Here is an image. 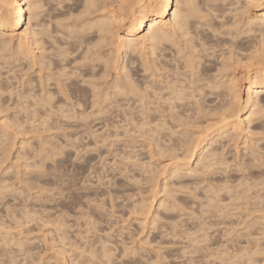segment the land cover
Wrapping results in <instances>:
<instances>
[{
	"label": "bare ground",
	"instance_id": "obj_1",
	"mask_svg": "<svg viewBox=\"0 0 264 264\" xmlns=\"http://www.w3.org/2000/svg\"><path fill=\"white\" fill-rule=\"evenodd\" d=\"M41 1L42 0H40V1L39 0H0V23H2L4 25L3 28H0V58L5 59L6 55H8L10 58L15 59L16 55L19 56L21 54V56H19V58L21 57V59L25 58V59H27V61H28V59L32 61L33 57L36 56V51H39L38 53H40V55L38 53L37 54L39 56H41V58L38 59V57H37V59H38V61L40 60L41 69H44L45 70L44 72H46V68H51L50 67L51 65H53L52 68L54 69V71H53V69H51L53 72L50 71L51 73L49 72L48 75H45V77L47 76V78H45V79L43 78L42 81L47 80V79L48 80L52 79L54 82L53 81H51V82L55 83L56 87L54 88V90L52 89L53 86L50 87L52 90H50V88H48L49 90H46L44 88L45 91L42 89L44 92L43 91L41 92V90H39L37 93L34 90H33L34 92H32V89L34 88V86L32 88V86L27 84V82H24L27 84V85L23 84L24 86H27L26 89L24 87L25 90H21V88H18V87H17L18 89L16 88V90H14L15 87L13 89H11L12 87L10 89L8 88L9 90H7V88H6L7 91L6 90H4V91H5V93L7 92V94H9V95H7V94L6 95L8 97L14 95V97H16L15 99L17 101L15 104L16 105H17V103L22 104V105L20 104L21 106L19 105L17 107L18 108L20 107L21 111H23V110L26 111L28 109V110H30V113L33 112L32 115H30V116H33V114L35 112L38 115H39L38 112H42V114L44 113V115L45 114H48V115L50 114V116L56 115V116L60 117V118L54 117L55 120L57 118L60 119V120H56V122L57 121H65L64 119H66L70 122V120L72 118L73 121L76 122V123L74 122L75 124L80 125L81 127L83 126V128H85V129H86L85 125L88 122V118L92 117V120H93V118H94L93 116L96 115L95 117L96 118L100 117L99 119L102 121L101 122L100 120H98V122H101L103 124V122H105L106 120H108V118H110V117H108L106 120L104 118L105 112L106 113L108 112L107 114L105 113L106 115L110 114L111 109H112L110 107L114 106L115 108L113 107V110H115L117 108L120 111H122V113H124V111L126 110V107L125 108L123 106L121 107V105L125 104L124 101H126L129 98V96L131 98L133 97V99L135 98L137 100V102L135 100H133V101L138 104V105H135V107H136L135 110L132 107L135 112H133V110H130V109L128 112L129 113L133 112V113H135V115H136V113H138L139 115L137 116V119L140 118L141 121H139V122H141V124L140 125L137 124L135 126L132 125V128L136 127V132H135V134H136L139 131V129L141 130V128H142L141 132H143L144 128L148 127V129H147L149 131V132L147 131L148 134L151 131H153L154 132L153 134H155V135L150 134V136H151L150 138L154 139L153 140L154 142L151 141L152 139L151 140L148 139L149 136L146 138L144 134H147V133H144V132L141 134H140V132H138L139 135L132 136L131 134L134 133L133 131L135 129L133 131L129 132L130 131V129L128 128L129 126L127 127L125 125L126 122L128 121L126 118H125L126 122H124V126H125V128L127 127L129 129V131H127V128L124 129L123 124H121L122 126L116 127L115 133H118V131L123 130L124 131L123 133L124 134L127 133V136L130 133L129 137L132 136L134 138L136 136V137H138V139H139V136L142 135V137L144 136L143 137L144 139L140 136L142 138L140 140H142L144 143H145V141L150 140L149 142H151V145L148 141L146 142V144H148V146L150 145L149 146L150 148L153 145V150L155 149L154 151H155V153H157V156H160V155L165 156L167 154V158H168V156H171L170 153L172 151V153L174 154V157H173V155H172V157L176 158V160L172 159L174 162L173 163L171 162L168 167L166 166V163L165 164L163 163L165 166L161 163L162 165H160V166H162V167L155 165V166L159 167L160 169L152 165L154 169H156V170L158 169L157 170L158 172L156 170H154V173L156 174V175L153 174L154 176L149 175L151 173H148L147 176H150V178H148V179L153 180V179H155L156 176L158 177V175L161 174L160 172H162V171L164 172L165 170H168V172H166L167 174L164 172L166 174L164 180L170 179V182L172 180H175L174 183L177 186H173L172 189H174V190H176L177 188H179V190H180L181 189L180 187H185L187 189H188V187H191V189L196 187V189H194V190H198L199 189V188L197 189V186H198L202 189V190L199 189L200 192H203V189L205 191L206 187H207L208 188L207 191L209 190L210 192L208 193L206 191V192H203V193H205L204 195H203V193L201 194L204 197L205 201H202L201 203H199L200 207L198 206L199 204L197 205L195 203V201H196L195 199L192 200L190 198L192 201L195 200L194 202L190 201L191 204L195 203L194 207L197 205L198 207H196V208H198V209L200 208L199 210H197L196 208H193V209L198 211V212L195 211L196 213H200V215H201V217H200V219H198V221L201 220L202 217H204V219H206V218L213 219V218H216V216L219 217L220 215H215V212L219 209L218 207H220V209H221V206H222L221 202L224 203L223 200H224L225 196H227V199H229V201H230V202H228V204L231 203L232 207L236 208V212H237V210H239V208L245 209L246 212L248 211L249 213H253V214H254V212L255 213L259 212V214L256 213L255 218L251 219L250 222L248 221L249 223H246L245 228H244L245 230L243 231V233L239 234L238 231H240V229L238 230V229L234 228L235 230H238V231H236V232H238V236L241 235V237H243L245 239V241L242 242L243 240L241 239V237H240V239L242 241L237 240L239 238V237L238 238L236 237L237 233H236V236L234 235L237 243H238V241H240L239 244L236 243L235 245H238V247H239L240 243H245V245H243L245 249L242 248V252L246 251V253H245L246 257H244L246 259H244V260L249 264H259V261L261 259L259 258V260H257V258H258V256L260 257V255H258L257 258L255 255H257L261 251H264V243L261 242L262 240H264V239H261L262 236L264 235V172H263L264 168L262 169L263 171L261 173H255L254 170L257 169L255 167L262 166V164L264 165V160H262V159H264V154H263L264 152L261 153L262 155L257 156L258 151L256 150L257 148L255 145H258V144H255L257 141L255 140L256 142L254 143L252 141V138H251V137L256 136L257 134H255V135L252 134V136H250V134H251L250 131L252 132V130H250L249 125L251 124L252 121L259 119L262 115H264V9H261L259 7V5L261 3H264V0H194L195 4L198 7H197V9H192L191 11H194L197 14H201L200 15V27L198 29H194L193 38H191L187 41H182V40H179L176 38V28L173 26L171 18L166 13H160L155 7V5L158 3V0H75L76 2L77 1L81 2V3L79 2L80 5L76 8V11H77L75 13L76 16L74 15L75 20H71V18H74V16H73L74 13H73V8L71 10V8H68L69 7V5H68V6H64V7H67L66 8L67 12L66 13L63 12L62 16H64L67 13L70 14L72 12L73 13L72 16H71V14L69 15L70 20L72 22L69 21V22L65 23L66 20H64V23H59V21H61L60 18H62V16H61V17L56 18L57 23H59L61 25V27L60 26L57 28L55 27V29H54V26L51 25V27H53V29H54V32L60 34V36L62 37L61 40L62 39L64 40V41L63 40L61 41L59 35L50 34L49 27H48L49 25H47V23L44 24L45 23L44 22L41 24V23H38L39 21L37 22L36 19H38V17H40L38 15H39V13H41V9H42L41 5H42L43 1L42 2ZM47 1H51V0H47ZM47 1H45V2H47ZM62 1H59L60 4ZM68 1H70V0H67L66 3ZM55 2H57V1H55ZM191 2H192V0H177L178 4H185V3H191ZM28 3H33L36 5H39V7L30 10L27 7ZM66 3H65V5H66ZM13 4L17 5L15 10H13L11 7V5H13ZM44 4H46V3H43V5ZM53 4H55V3H53ZM60 4H57V5H60ZM249 4L253 5V7L249 8L248 7ZM5 6H7V7H5ZM54 6H53V9H54L53 13L54 14H57V13H55V11H57V12H59V10L61 11V8H59L61 6H57V7L55 6L56 8H59V10H55ZM51 9H49L48 11H51ZM62 10H63V8H62ZM175 11L176 10L173 9V13H175ZM183 11H188V10L182 8L181 12H183ZM48 13L49 12H47V14H43V16L48 15ZM61 13H62V11H61ZM49 14H51V13H49ZM59 14H60V12H59ZM14 15H20L21 20L17 23H10L9 18L11 16H14ZM67 16H68V14H67ZM29 18L31 19V23H29ZM43 19H45V17ZM57 19H60V20H57ZM63 19H65V18L63 17ZM68 19H69V17H68ZM53 20H54V18H53ZM56 21L54 20V22H56ZM52 22L53 21H51V23ZM55 25H56V23H55ZM58 28H60V29H58ZM42 35L43 36L46 35V38L42 37ZM45 43H48L49 45L46 47ZM22 45H23V50H21ZM63 46H65V47H63ZM48 47H50V50L51 49L54 50L52 55H50L51 57L47 54L50 52V51L47 52ZM196 49H199V51H197ZM5 52H7V54ZM76 52H79V55ZM71 55H72V57H70ZM74 55H76V56H74ZM17 59H18V57H17ZM31 61L30 62L28 61L30 63V65L32 64ZM76 61H78V62L84 61V62L83 63L80 62L81 64L74 66V64H78V62L75 63ZM136 61H138V64L135 63ZM25 63H27L26 60H25ZM71 63L73 64V66H71ZM100 63H101V65H100ZM25 66H27V65H25ZM33 66H34V64H33ZM33 66H32V68H33ZM38 66L40 67V65H38ZM26 68H28V67H26ZM0 69L3 70V72H4L3 66H0ZM47 70H50V69H47ZM110 70H112V73L114 72L113 75H112V73H110L111 72ZM7 71H9V70H7ZM7 71H5L4 74L7 73ZM138 71L144 72L143 73L144 79L142 77V73H140ZM137 72L141 74V79H139V80H141V82L137 81V79L140 76V74H139L138 78L136 77ZM0 74H2V73H0ZM42 74H43V72H42ZM69 75L73 78V81H72L71 77H69ZM1 76L4 77L3 80H6L5 78H7V76L6 77L3 75H1ZM61 76H64L65 78L67 77L66 79H68V80L65 79L66 82H64L65 80L63 81L62 78L60 79ZM8 77H9V75H8ZM107 77L108 78L110 77V79L108 80ZM75 78H77L79 81L76 80ZM101 78L108 80V81L103 80V82L104 81L105 82L102 83ZM39 79H41V78H39ZM39 79H37V80L40 81ZM69 79H71V80H69ZM142 79L144 81H142ZM74 80H76L77 82ZM30 81H31V79L28 82H30ZM32 82H33V80H32ZM49 82H50V80H49ZM40 83H39V85L38 84H36V85L40 86L41 85ZM79 83H80V85H79ZM82 83L86 86H81ZM31 85H32V83H31ZM28 86H30V87H28ZM44 86H46V85H44ZM117 86H119L121 88V91L123 92V94L116 91ZM141 86H147V87H141ZM21 87H22V85H21ZM148 88H151L152 90L148 91L147 90ZM242 88L246 89L245 90V97L242 96ZM4 91L2 89L3 94H4ZM1 93H0V95L2 96ZM117 95L118 96L121 95L120 96L121 98L120 97L118 98ZM115 96L118 98V100L119 99L124 100V101H121L122 104H120V101H119V104L116 105L115 101L117 102L118 100ZM123 96H124V98H125V96L126 97L128 96V97L125 98L126 99L125 100L122 98ZM173 98L176 99L175 106H173L169 102L170 99H173ZM114 99H115V101H114ZM128 100L130 102L132 101L131 99H128ZM9 101H10V99H9ZM130 102L127 104L130 105ZM8 103L9 102H7V104ZM113 103H115V105H112ZM107 104H109L111 106H108ZM127 104H125V106H127ZM0 105H2V104H0ZM22 106H23V109L21 108ZM131 106H130V108H131ZM2 107H3V105L0 107V109ZM7 107H8V105H7ZM7 107H3L2 110L3 109L5 110V108H6V110L11 109V108L9 109ZM11 107H13V110H14V106H11ZM127 107H129V106H127ZM18 108L16 109L17 114L20 113V109H18ZM88 109H90V110L87 111ZM108 109L110 110V112L107 111ZM24 113H26V112H24ZM114 113H113L114 116L112 114H110V116H112V118L115 117V115L116 116L119 115V114H117L118 112H116L115 114ZM125 113H127V112H125ZM125 113H124V115L123 114L122 115L125 116L126 115ZM14 115H15V113H14ZM48 115H47V117H48ZM122 115H120V116H122ZM97 116H99V117H97ZM126 116L128 117V115H126ZM61 117L62 118L67 117L70 120L67 118H64L62 120ZM101 117L104 118L105 121H103L101 119ZM45 118L46 117H44V119ZM116 118L117 117L114 118L115 121H116ZM118 118H117V122H118ZM129 118H130V116H129ZM150 118H153L155 120V123L150 124L149 122H152L150 120ZM167 118H169V119H167ZM262 118H264V116ZM262 118H260V119L262 120ZM7 119H8V117H7ZM122 119H124V118H122ZM122 119L121 120L119 119V120L125 121ZM134 119H136V118H134L133 114H132L131 120L134 121ZM260 119L257 121V123L260 121ZM14 120L16 121L18 119L14 118ZM41 120L44 121L43 119H41ZM52 120H54V119H52ZM92 120H89V121H92ZM1 121H3V119ZM45 121L48 123L52 122L51 120H49V121L45 120ZM54 121H53V123H54ZM94 121H95V118L92 121L93 124L95 125ZM132 121H131V123H132ZM6 122L0 123V164L2 162L4 163V160H7L8 156H9L8 153H11V151L9 152V150H10L9 148H10L12 142H11L10 134L8 133L9 128H7ZM56 122H55V125H56ZM69 122H67V123H69ZM108 122L110 123L109 120H108ZM108 122L103 124L105 128H106V125H108L107 124ZM112 122H113V120H112ZM44 123L45 122H43V124ZM89 123H90V125L92 124L91 122H89ZM148 123L150 124V127L153 125L152 129H149V125L147 126ZM255 123H254V125H255ZM47 124H46V127H48L50 125V123H49V125H47ZM62 124H63V122H62ZM62 124L60 122V124L57 125L56 127H61V128H57V129L62 130V128H63ZM65 124H66V122H65ZM102 124L100 125L96 121L95 126H98V125L103 126ZM112 124L114 125V122ZM116 124L117 123H115V125ZM129 124H130V122H129ZM129 124L127 122V125H129ZM132 124H136V123H132ZM144 124H145V126H144ZM35 125H34V127H35ZM40 125L38 128H40ZM70 125H72V122ZM94 125H93V128L97 129V127H94ZM260 125L259 126L263 129L264 119L261 121ZM16 126H14V127H16ZM18 126H17V128H19L21 125L19 127ZM86 126L88 129L90 127H92V126L88 127V125H86ZM100 126H98L99 128L97 131H98L99 135L103 136V133L101 134L100 130L102 132L104 131V133H105V130L107 132V129L103 130V129H101ZM108 126H110L109 130H113V131L115 130L114 126H113V129L111 128V126H112L111 124ZM108 126H107V128H109ZM43 127H44V125H43ZM65 127L68 128V125L66 124ZM31 128H32V126H31ZM83 128L82 129L80 128L79 130H83ZM93 128H90L92 131L91 130L88 131V129L87 130L84 129L85 132L84 131H82V132H84V133L87 132L88 133L87 135L90 134V136L92 135L91 137L94 136L96 138L99 135L95 134V133H97V131L95 132V130ZM117 128H119V129H117ZM137 128H138V131H137ZM175 128H177V129H175ZM178 128H179V131H177ZM63 129H65V128H63ZM73 129H76V128H73ZM120 129H122V130H120ZM18 130H20V129H18ZM21 130H22V128H21ZM11 131H13V130L11 129ZM48 131H49V129H48ZM13 132L15 133V131H13ZM34 132H37L36 129ZM38 132H39V129H38ZM76 132H77V130H76ZM115 133L113 134L114 136H116ZM157 133L159 136L158 135L156 136ZM259 133H262V132H259ZM263 133H262V135H264ZM77 134H78V132H77ZM173 134H175L176 136H173ZM38 135H39V133H38ZM70 135H69V138H71ZM72 135L74 136V134H72ZM87 135H85V136L87 137ZM95 135H97V136H95ZM108 135L107 136L105 135V136L108 137ZM111 135H109V137ZM119 135H121V134L119 133ZM85 136L83 134V137H85ZM90 136H88V137H90ZM102 136H100L101 139L105 138L104 141L107 142V140L109 138H106V137L103 138ZM114 136H112V137H114ZM118 136H117V138L115 137L117 140H118V138L119 139L121 138L120 136L119 137ZM124 136H122L123 141L125 139ZM154 136H155V138H154ZM67 137H66V140L69 139ZM88 137H87V139H83V140L87 141ZM112 137H110V138L112 139ZM262 137H264V136H262ZM75 138H76V136H75ZM75 138L73 137V138L69 139V142H67L63 138H61V139H63L62 140V141H64L63 143L67 142L68 143L67 145H69V143L70 144H71V142L73 143V139H74L75 144H76L78 138H77V140ZM98 138H96L95 140H94V138L93 139L91 138V139L93 140V143H96L97 142L96 140H98V141L100 140ZM115 138H114V140H115ZM133 138H132V142H134L136 139L135 138L133 140ZM145 138H146V140H145ZM79 139L81 140V138H79ZM111 139H109V140H111ZM126 139L128 140L129 138H126ZM114 140H113L114 143L111 142L113 144V145L111 144V146H115ZM117 140H116V142L118 143L119 140L118 141ZM127 140H125V141L128 142ZM45 141H47V140H44V142ZM94 141H96V142H94ZM104 141L102 140L101 145H103L105 143ZM120 141H121V139H120ZM123 141L121 143H125ZM44 142H43V144H44ZM132 142H129L128 146H130L132 144ZM20 143H22L21 148L23 149L26 142H20ZM59 143H61V142H59ZM63 143H61V144L56 143V144L61 147L63 145ZM77 143L79 144V142H77ZM84 143H83V146H84ZM135 143L136 142H134V145L132 144L134 148L138 144V143L137 144H135ZM237 143L241 144L242 147L241 146H239V147H241L243 149L242 151L245 152L244 153V152L240 151V153L241 152L244 153L243 159L248 157V159H247L248 165H246L247 168L243 167V166H245V164H243V166H241V169L238 166H236L238 169L235 167V164L237 165L238 161L240 160L238 158L239 156L237 153L239 150L238 149L239 147L235 148ZM27 144H28V142H27ZM43 144H42V146L39 145L40 148L46 147L45 144L44 145ZM73 144H72V146H73ZM141 144L143 145V147H146V146H144L145 144H143V143H141ZM233 144L234 145L236 144V145L233 147ZM86 145H88V144L86 143ZM126 145H127V143H126ZM126 145H124V146H126ZM12 146H14V145L12 144ZM27 146H29V145H27ZM70 146L71 145L67 146L68 149L71 148L73 150V148H75V146H73V148ZM98 146L99 145H97V147ZM107 146H109V145L107 144ZM228 146H232L231 148H234V152L236 151L235 153L231 151V153H233L231 158H233V159L236 158L235 160L239 159L237 162L234 161L235 163L232 161L230 162L231 164L228 163V159L226 158V156H224L226 148H228ZM29 147H31V146H29ZM29 147L25 146V149L26 148L30 149ZM63 147H64V145L62 146L63 150L60 148L57 150L59 152H60V150L64 151L65 147L64 148ZM76 147H77V150L80 151V153H81L82 152L81 149L79 150L80 147L78 148V145ZM84 147H86V146H84ZM103 147L106 148V143H105V145H103ZM117 147H118V145L116 146V148ZM253 147L256 149H254ZM258 147H259L258 150L259 149L261 150V148H260L261 146H258ZM35 148H33L31 150H34ZM55 148H57L56 145H55ZM92 148L90 150L89 149L88 150L92 151ZM105 148H103V149H105ZM109 148H111V147L109 146ZM121 148L124 149L123 146H121ZM134 148L132 149L133 151L136 149V148L135 149ZM46 149H47V147H46ZM93 149H95V147ZM118 149H117V151H119ZM129 149L130 148H128V149L125 148L124 151L122 149H120V151H123L122 152V154H123L125 152V150L128 151ZM40 150L36 151V149H35V151L37 153ZM77 150L74 149V152L77 153V155H78L80 153L76 152ZM99 150H97V151L99 152ZM111 150L112 149H109L106 151H109V154H110ZM113 150H115V147ZM181 150H182V154H181L182 156H181V158L179 156L177 158L176 155H180L179 152H181ZM227 150H230V149H227ZM262 150H264V149H262ZM120 151L118 152V154L120 153ZM133 151H130V152L134 153ZM154 151H153V153H154ZM164 151H167V152H164ZM168 151H170V152H168ZM176 151H179V152H177L179 154H176ZM255 151H256V154H255ZM36 152L35 153L32 152V153L34 155L35 154L37 155ZM59 152H57V154H59L60 156L59 155H57V156L61 157L62 154H60ZM94 152L96 153V151H94ZM112 152L113 151H111V154H112ZM150 152H148L147 153L148 155L145 157L149 156V158H150V155H149ZM260 152H262V151H260ZM48 153H50V152H48ZM61 153H64V152H61ZM65 153L63 154L64 156H65ZM115 153H117V152H115ZM136 153H138V152H136ZM231 153L230 154L227 153V154L231 155ZM17 154H19V153H17ZM122 154L118 155L120 159L116 158V159H119L118 161H121V159L123 158ZM241 154H239V155H241ZM258 154H260V153H258ZM20 155H21V153H20ZM113 155L115 157H117V154H113ZM129 155H130V157H133L136 154L134 153V155L132 156L130 153ZM129 155L126 156V154H125L126 157H129ZM64 156H62V158ZM85 156H87V155H85ZM107 156H108V154H107ZM136 156H134L135 159L131 158L132 161L133 160L137 161ZM140 156H142V154ZM157 156H155V158ZM161 156L159 158H161ZM245 156H247V157H245ZM67 158L68 157H65V159H67ZM87 158H88V156H87ZM97 158H99V157H97ZM107 158H105V159L107 160ZM110 158H112V157H109V159ZM138 158H140V157H138ZM163 158H165V157H162V159ZM20 159H21V157H20ZM76 159L78 160L77 157H76ZM79 159H80L79 160V162H80L81 158H79ZM105 159L102 156L101 160L100 159H98V160L103 161ZM62 160H64V159H62ZM123 160H124V158H123ZM129 160H130V158H126V161L124 160L123 162H125L127 164V162L128 163L130 162ZM151 160H152V157L149 160V162H148V160H145V162L147 161V163L144 165L146 166L145 168L147 170H149L150 168L153 169L151 167V164H150ZM254 160H256L257 163H258V161H260L259 164L255 165L256 162H254ZM14 161H17V160L15 159ZM71 161H72V159H71ZM73 161L75 162V159ZM114 161L109 160L110 166H113L112 168H115L114 170L116 171L117 169H120L121 166L117 167V165H116V167H115V164H117V160H116V163ZM136 161H135V163H137V162L139 163V159L137 162ZM140 161L142 162V160H140ZM81 162L83 163V161H81ZM105 162L107 163L108 160ZM111 162H114L115 164L113 165V164H111ZM141 162L139 163V165L144 166L143 163H145V162H143V163H141ZM156 162H157V160H156ZM239 162H243V161H239ZM98 163H99V161H98ZM100 163H102V162H100ZM121 163H120V165H121ZM232 163L234 164V167L232 166ZM57 164H59V163H57ZM222 164L224 166H228V168H229V165H231L232 168H231L230 173H232L233 168L234 169L236 168L237 172L239 170V173H240V170L241 171L242 170H244V171L248 170V172H246V174L241 172V174H243V175H240V177H239V175H238L239 173L237 174L235 171V174H237L238 178H240V179L236 180V183L230 184L227 182H230L233 179H229L230 173L229 174L227 173L228 168L227 167H226L227 169L222 168L223 169L222 171L224 172V175H222V176H225L226 174H227V176L224 179L222 178V180H224V181L221 180V182H223V184H229V185L223 186V184L220 182L222 185L221 186L219 183H217V184L214 183L217 178H215L214 175H212V174H215V172L216 173L218 172L219 176L221 177L220 174L222 173V171H220L219 166ZM90 165H92V164H90ZM125 165H124L122 170H124V172H125V169H126L127 172L125 174H121V175H123V177L125 175L126 179H127V174H130L129 171L132 170V168L134 170L136 168L137 169L139 168V170H142V173H144L145 171L148 172L147 170H145L144 167H142L143 169L142 168L140 169L141 166L139 167L138 164H137L138 167H136V164H135V168L133 167L134 163L132 165L130 164L132 167V168L130 167L131 169L128 168V165H126V166ZM102 166L104 167L103 168L104 171L101 172L100 168H102ZM102 166H100L99 172L100 173L104 172V174H106V172L108 170L106 171L105 168H107V167L105 165H102ZM108 166H109V163H108ZM262 167H264V166H262ZM95 168H96V166H95ZM109 169L111 170V168H109ZM234 169H233V171H234ZM17 170H14V171L9 170V171L14 172L16 174ZM60 170L61 169H57V171H60ZM88 170H89V168H88ZM90 170H89V172H90ZM92 170L94 171V168ZM150 170H149V172H150ZM224 170H226V171H224ZM109 171H108V173H109ZM115 171H113V172L115 173ZM257 171H258V169H257ZM113 172H111L109 174H114ZM116 172L118 174V171H116ZM122 172L123 171H121L120 173H122ZM8 173H10V172H7V174ZM14 173H10V174H14ZM57 173H59V172H57ZM71 173H73V172L71 171ZM71 173L69 175H71ZM93 174H94V172L92 173V175L89 174L88 177L91 176V179L90 178L89 179L92 181V183H93V180H94V182H97L99 180V182H97V185L100 183V181H102V179H103V181H105L104 180L105 177H106V180L108 178L106 175H104L105 177L100 175L101 176V180H100V176L98 179V177H96V175H95L94 177H96L97 179L96 178L93 179L92 178ZM140 174H141V171L139 172V175ZM165 174H163V175H165ZM210 174L212 175L211 178L209 177ZM121 175L119 174L118 177H120ZM133 175L134 174L132 172L131 176H133ZM145 175H146V173H144V177H145ZM55 176H57V175L55 174ZM142 176H143V174L141 175V177ZM59 177H61V173H59V176H57L56 179H59ZM110 177L108 179L109 180L108 183L110 182ZM137 177L140 180V177L139 176H137ZM144 177H142L143 178L142 180H144V179L146 180V177L145 178ZM159 177L161 178V176H159ZM8 178L10 181L11 177L9 176ZM112 178H113V180H115L116 177H112ZM120 178H118L117 180H119ZM133 178L136 179L135 181H139V180H137L138 178H135V177H133ZM56 179H54V180L57 181ZM60 179H62V178H60ZM75 179H77V178L75 177ZM83 179H84V177H83ZM86 179H87V177H86ZM157 179H159V178H157ZM157 179L154 182L151 181V183L153 184V188H154V186L156 187V185H157V184H155V183H157ZM67 180H69V179L67 178ZM95 180H97V181H95ZM117 180H115V181H117ZM129 180L131 181L130 178H129ZM2 181L4 182V184H3V187L0 186L1 191H3V188H5V189L9 188L11 190L15 188V187L12 188V185L10 186V184H12V183H8L9 181H7L6 178H4ZM64 181L65 182H61V180H60L62 185H63V183L67 182L66 180H64ZM87 181H86V188H87ZM91 181H89V183ZM127 181H128V179H127ZM130 181H128V183ZM218 181H220V180H218ZM72 182H71V185H73ZM83 182H84V180L81 181V184ZM105 182L103 184H105ZM131 182H133V181H131ZM142 182H145V181H142ZM142 182H141V184H142ZM165 182H168V181L166 180ZM165 182H162L163 183L162 189L166 193H163L164 194L163 198L159 199L156 204L158 205L157 208H161L160 210L166 209V211L168 212L167 209L168 208H169V210L172 209L170 207L173 206L174 203L172 205V203L167 202L166 197L172 198L173 195L177 192L174 193L172 191L174 194H172V196H171V194H170V196H168L169 193H171V191H169V189L172 190L170 188L171 186L168 187V185L171 183L167 184V186H166ZM55 183H57V182H55ZM108 183L105 185L109 186ZM231 183H233V182H231ZM67 184H68V182H67ZM101 184H102V182H101ZM138 184H140V181ZM148 184H150V182ZM82 185L84 186L85 184H82ZM97 185H93V187L97 186ZM172 185H173V182H172ZM178 185H180V187ZM59 186H57V187H59ZM103 186L104 185H102V187ZM107 186H105V187H107ZM149 186H151V185H149ZM149 186H147V187L149 188ZM63 187L66 188L65 185ZM91 187H92V185H91ZM105 187H103L104 188L103 190H105ZM129 187L130 186H127V188H129ZM167 187H168V189H167ZM75 188H77V187H75ZM122 188H123V186H122ZM137 188H138V186H137ZM150 188H152V187H150ZM59 189H61V188H59ZM89 189H90V187H89ZM97 189H99V188H97ZM109 189H108V191L110 192ZM187 189H186V192H188ZM68 190H66V191L62 190V191L67 192ZM72 190H74V189H72ZM79 190L82 191V188L81 189L79 188ZM86 190H88V189H86ZM95 190H96V188H95ZM117 190H118V188H117ZM182 190L183 189H181V191ZM88 191H91V190H88ZM99 191L101 192V190H99ZM12 192H13V190H12ZM12 192L9 193V194H11V196L7 195L11 201H13V198L16 199V197L18 196L17 193L20 194V192H18L16 190V194L14 196L13 194L15 192H13V193ZM59 192H60V190H59ZM75 192H76V189H75ZM85 192H87V191H84V193ZM97 192L95 191L94 193H97ZM139 192H141V191L139 190ZM150 192H151V189H150ZM193 192L190 191V193H185L186 195H184V192H183V195H184V197L185 196H191ZM105 193H106V191H105ZM196 193L198 194V192H196ZM66 194L70 195L69 193H66ZM82 194H83V191H82ZM97 194H99V192ZM101 194H102V192H101ZM179 194L180 193L178 191V195ZM189 194H191V195H189ZM0 195L2 196V194H0ZM85 195L88 196V194H85ZM100 195H98L99 198L97 197V195H96V197L98 198V200L101 199V201H103V198H105V197L104 196L100 197ZM103 195H104V193H103ZM109 195L111 196L112 193ZM109 195H107V196H109ZM201 195H199V197H201ZM1 196H0L1 201L7 197L5 195H3L2 197ZM37 196H39V195H37ZM37 196H36V198H37ZM61 196H63V194ZM105 196H106V194H105ZM40 197L41 196H39V198H37V199H40ZM67 197H69V196H66V198ZM154 197L155 196H152L151 198H147V197L142 196L141 198L139 197L140 200L136 199V203L134 202L135 204H132L134 206L136 205L135 208H137V206H139V208H137V210H135V209L133 210L135 212L137 211V213L140 211L139 213H141V216L139 214H137L138 216L141 217L138 220V223H140V222L142 223L145 220H149V219L155 220V217H157L156 214H160L158 212H156V213L154 212L155 214L153 213L152 208H153V202L155 200ZM90 199H91V201L94 200L95 206L99 202L97 206H99L101 204V205H103L102 208L104 207V205H105L104 203L106 202V201L103 202V204L100 203V201H98V200H97V202H95V197L93 200H92V197ZM127 199H128V197H127ZM187 199L189 200V198H187ZM187 199H186V201H187ZM200 199H202V197L199 198L198 202L201 201ZM227 199H226V201H227ZM66 200L68 202L69 198H67ZM85 200H86V198L84 196L83 201L84 202L88 201V199H87V201H85ZM137 200H139L140 204ZM7 201L10 202L9 200H4L5 206H6V204L8 205ZM185 202H183V203H185ZM88 203H89V205H91L90 201H88ZM88 203H87V205L85 203V205L88 206ZM91 203H93V202H91ZM166 203H168V204H166ZM179 203H180V200H179ZM187 203L188 202H186V207L188 205ZM225 203H227V202H225ZM0 204L2 205L3 203L0 202ZM40 204H41V209H44V208H42L43 207L42 203H39V205ZM62 204H64V203H62ZM80 204H83V203H80ZM191 204H190V207H188V208H191L190 210H193L192 209L193 204H192V207H191ZM39 205L36 207L37 208L40 207ZM43 205H44V203H43ZM56 205H59V204H56ZM56 205H54L53 209L49 207L50 209L53 210V212L51 214H54L55 212H60V211L54 212V210H55L54 208ZM72 205H74V204H72ZM78 205H79V202H78ZM92 205H91V207H92ZM181 205H179V206H181ZM225 205L226 204H224V208H226V206L227 207L230 206V205L229 206L228 205L225 206ZM75 206H72V207L74 208ZM80 206H82V205H80ZM134 206H133V208H134ZM36 207L33 208V209H35V211L34 210L31 211V208H28V209H30L29 210L30 212L34 211L31 218H29L31 213L29 211H28L29 213H27L26 208H25V210L22 209V212L27 213V216L29 215V217L28 218L22 217L24 215L26 216V214H23L20 211L19 214L21 213L23 215L20 216L21 215L20 214L19 215L20 217H19L18 215L15 214V217L17 216L19 218L17 220L12 219L13 222H11V223H13V225H14V224H16V223H14V221L17 222L19 220L18 221L19 225L16 224L17 227L18 226L26 227L27 225H30L31 222H33L34 219L32 217L34 215H36V217L34 216L36 218V222H39V221H37V220H39V218H37V217H39V215L41 213H43L44 211L41 210L40 208H38L41 213H39V212L37 213ZM76 207L74 208V210L75 209H76V211L79 210V211H77L78 215H79V212H81V210L83 212L84 209H85V212H84L85 216L88 215V214H86V211L89 210V207L88 208L86 207L87 209L84 207H82V208L80 207L81 210L76 208ZM99 207H101V206H99ZM181 207H185V206H181ZM49 208H46V209H49ZM57 208H59V206H57ZM102 208L101 209L99 208L100 211L103 210ZM131 208H132V206H131ZM229 208H227L225 210L222 208L225 212L221 211L219 209L220 213L222 214V212H224V213L230 215V213L226 212V210H229ZM4 209L7 210L8 206L6 208L4 207L3 209H1L3 212L5 211L4 212L5 214H7L6 213L7 211ZM63 209H62V212L66 213L67 210L64 209L66 211L65 212V211H63ZM91 209H93V207ZM95 209L98 210V208H94V210H93L94 212L92 211L93 213H95V211H97ZM182 209L183 208H181V210ZM71 210H72V208H71ZM156 210L158 211L159 209H156ZM172 210L175 211L174 208ZM231 210L232 209H230L229 211H231ZM234 210H232V211L234 212ZM8 211H9V209H8ZM218 211L216 212V214L218 213ZM245 211L243 210V212H245ZM1 212H0V214H1ZM35 212L38 214V216ZM82 212H81L80 216H78V217H82V218L85 217L84 215H82ZM101 212H100V216L103 214V213L101 214ZM181 212L178 213V210H177V212H174L175 217H177L176 213H177V215L178 214L181 215ZM195 212H193V213L195 214ZM70 213H72V212H70ZM70 213H66L68 215L63 214V216H61L59 213H55V214H57V216H61L60 218L57 217L55 214L52 215V217L50 218L49 217L50 214L47 213L48 217H46V218H49L48 220L45 218L46 215L42 216V214H41L40 219L42 217H44L45 221H44V223H43V221H41L39 223V224H43L42 226H44L45 223L46 224L49 223L50 228H51V225L53 226L51 228L52 229L51 231H54L55 235L54 234L53 235L55 237L54 238L52 237V239H53L52 241L53 242L56 241L55 243L58 244L59 247L54 246L53 243H52L51 247L54 246L53 248L60 249L61 250L60 251L61 255L59 254L60 256H62L63 252H64V254H65V252L66 253L70 252L72 256L68 253V255L71 257H68V259L66 260L69 262V264L74 259H80V257H81V253L77 252L75 250V247H74V245H81L82 244L81 240L75 241V239H77L78 236H79L78 239H80V237L83 236V237H81V239H83V242L88 243L89 247L87 250L89 252H91L95 248L96 245H99L100 248L96 249V251L99 253V255H103L102 248L105 244H107L109 249L114 253H115L114 248L118 247V249H116V252H118L117 250H119V246H116V245H118V244L120 245L122 241H123V243H122L123 245L128 244L127 242L125 244L124 239L123 240L121 239V236L123 235V233L120 236L115 234V236L118 237V240H122L119 243L117 240V242L112 241V243H113L112 244L111 243L112 239L110 240V238H109L110 243L113 245V247L115 246L114 248L108 242V239H107L108 237H110L109 235L112 236V234H109V235L105 234L103 237L101 236L102 231L101 230L99 231L97 229H98V227H102L101 223H100L102 216L100 217L101 218L100 221L98 219H95L96 218L95 214L97 212L94 214V216L92 215L93 213L89 214L90 216H86L85 221L83 222L85 224V227L83 224L84 229H82V230L78 229L79 227L81 228V224L77 221L78 219L82 220V218L76 219L77 223L80 224L79 227L77 225V227H78L77 230H74V226L76 227L75 223L73 224V227H72L73 229L69 225L71 222L73 223V221L75 219H73V221H71L72 220L71 219V220H69L70 223L69 222L67 223L68 220L66 218L69 216ZM170 213H171V211H170ZM238 213L236 214L237 215L236 217L239 216L238 221H237V218L232 217V220L236 219V222H237V224H235L236 225L235 227H238L241 224L240 222L242 220H244V222H245L244 217L247 218V216L252 215V214L248 215V213H247V216L244 215L243 216L244 219H242V217H240L242 214L239 215ZM5 214H4V216L5 217L7 216V218H8L9 215H5ZM12 214H14V213H12ZM44 214H46V213H44ZM77 214H75V216ZM231 214H232V212H231ZM91 215H92V219H90ZM180 215L177 218H179ZM189 215H191V214H189ZM189 215L186 216V214H185V216L188 217L187 219L193 218V219L197 220V218H198V214L196 215L197 218L195 216L193 217V215H192V217H189ZM0 216L3 219V217H2L3 215H0ZM54 216H56V217H54ZM166 216H168V214ZM231 216H229V217L231 218ZM234 216H235V214H234ZM93 217H94V219H93ZM173 217H174V215L172 217H170V215H169V218L164 217L168 221L171 220L169 222L165 221V223H167V225L165 224L164 226H166L167 230H164V232L161 229L159 230L160 227L158 228V226H160V225L155 224V225H157V228H158L155 231L159 230L157 234H159V232H160V234H159L160 240H159V242H157V244L161 245V244L169 243V244H166V246L169 245V247H170V245H174V244H175V247L178 244L181 245L180 248L175 253L172 250V248L173 249H176V248H174L172 246H171V249H169L167 247L169 250L163 249L164 251H162V249L158 250L156 248L158 252L162 251L161 255H163L166 258V260L172 258V257L169 258V256H171V255L173 256L172 253L176 254L173 256L174 258H172L173 261L171 260V262H169L170 260H168L165 263H167V262H169L168 264H177V263H179V264H208L210 262L212 264H213V262H214V264H242L243 263V262L242 263L240 262V260H242V258L244 256V253L242 254V256H240V251H241L240 247L241 246L239 247L240 250L234 251V248H232V251H231L230 250L231 248H229V246L230 245L232 246V244H234V243H231V241H230V243H231L230 245L226 244L224 241H223L224 244H220V240H222V239L218 240L219 243L217 245H215V243L214 244L210 243V242L207 243V240L209 241V239H210V238H208V236H209L208 230L210 227L209 225L216 223L218 220H219L218 221V223H219L222 220V217H225V214H222V216L219 217L220 219H218V220L216 219L217 221L214 223L209 222V220L207 222L202 218L203 219L202 222L200 221L193 226L191 224H194L195 220L192 219L190 221L191 224H188L187 222L189 220L187 221V219H185L187 222L185 221V223H184V221H183L184 218L181 215L180 218L181 219L183 218V219L182 220L180 219V220L183 221V224L191 225V228H189L190 226L187 228L186 227L187 225H186L185 226L186 228H183V229H182V226L180 225V220H178L179 222H177V219L175 218L176 221L174 222L171 219ZM12 218H13V216H12ZM21 218H24V219H21ZM44 218H42V220ZM226 218H228L227 215H226ZM230 218H229V220H230ZM239 218H241V221L239 220ZM2 219L0 220L2 223V224L0 223V231L2 229L4 231L5 228L12 231V227L13 228L16 227V226H13L11 224L12 227L10 228V226H8L10 224L7 223L8 221H2ZM27 220H29L30 223ZM94 220L95 221L98 220L100 226L99 225L97 226L98 222L95 223ZM158 220L161 221V214H160V219H158ZM229 220L227 219V221H229ZM247 220L248 219H246V221ZM193 221H194V223H193ZM234 221H232L233 223L230 221L232 226L234 224ZM3 222L7 225H4ZM156 222H158V221L156 220ZM24 223H27V224H24ZM148 223L149 222H147V224L145 223V225H148ZM225 223L223 220L222 224H225ZM32 224H34V222ZM219 224H220L219 230H221V227H223V225L221 223H219ZM231 224H229V225L231 226ZM1 225H4V227L2 226L3 227L2 228ZM24 225H26V226H24ZM141 225H143V223ZM215 225H216V227H215V229H216L218 225L217 224H215ZM215 225H212L213 227L211 230L214 229ZM229 225H227V226H229ZM162 226H161V228H162ZM219 226H218V228H219ZM225 226H226V224H225ZM225 226H224V228H222L221 232H224L223 229H226ZM240 226H242V224ZM17 227L15 228L16 230L19 228L20 229L22 228V227H18V228ZM31 227L32 226H30V228ZM143 227H144V225H143ZM243 227H244V225H243ZM30 228H28V229L24 228V230L27 231ZM122 228L123 227H121L120 229H122ZM15 229H13V231ZM22 229H21V231H23ZM164 229H165V227H164ZM230 229L226 233L227 236H231L235 233L234 231H232L233 227ZM8 230L4 231V233H6V235H4V233L2 231L3 234L1 233V235L2 236L4 235V237L0 236V241H2L4 239V242L0 243V264H10V263L12 264V261L16 262L17 256H21V259L18 257L20 260H17L19 262L16 264H20L22 262H23L22 264H32L33 261L35 260V258L38 257V255H39V257L40 256L42 257L44 250H42V253H41V251H39V253L41 255L38 254L37 253L38 251L36 252L35 249L33 251V248H35V245L33 242L36 241V240H34V238L29 239L28 235L27 234L25 235L24 231L23 232L19 231V232H21V235L23 233L27 238H24V237L22 238L21 236L17 237L18 234L16 235L15 233H12L13 231L10 232ZM16 230H15V232H16ZM94 230L99 231L100 235L98 232L95 233V236L98 233L97 237H95L92 234L95 238L92 237V235L91 236L87 235L89 233H92V231H94ZM219 230L217 229L214 231L217 232ZM227 230H228V227H227ZM126 231H128V230H126ZM161 231H162V233H161ZM165 231H167V233ZM19 232L17 231L16 233H19ZM80 232H86L87 234L83 233V235H82ZM221 232L219 233V236L221 234L222 237L224 236L223 240H225L226 239L225 237H227V236L225 233H223L224 235H222ZM225 232H226V230H225ZM228 232L229 233L234 232V233H232L230 235V234H228ZM75 233H76L77 238L75 235H72ZM211 233H213V232L211 231ZM85 234L87 236L84 237ZM127 234L130 235L131 233L127 232ZM136 234H138V233H136ZM19 235H20V233H19ZM71 236H75V239ZM254 236H258V237H254ZM104 237H106V238L103 239ZM165 237L166 238L168 237L169 240H167V241L163 240V239H165ZM210 237H213L212 234ZM129 238H131V237H129ZM216 238H219V237H216ZM131 239H133V238H131ZM142 239L143 238H141V240ZM144 239H145V237H144ZM231 239L233 240V236L231 237ZM61 240L65 241L66 243L61 244L60 243ZM148 240L145 239V241H142V242L148 243L147 245H149V243L155 242V241L150 242ZM135 241H134V243H135ZM139 241L140 240H138V242ZM157 241H158V239H157ZM227 241L229 242V238ZM114 242L117 244H115ZM142 242H139L137 244V246L141 247L142 245L146 244V243L143 244ZM160 242H162V243H160ZM215 242H216V240H215ZM223 242L221 241V243H223ZM131 243H133V242H131ZM170 243H172V244H170ZM35 244H37V243H35ZM33 245H34V247H33ZM122 247H124V246H122ZM132 247L134 250L132 249ZM132 247H131V249H132L131 252H133L135 254L131 255L130 257L127 258L132 262V264H136V262H138V264H143L144 261L145 262L150 261V263L152 262L151 260L153 258L149 259V260L147 258H145L147 260L144 259V261H142L143 258L147 256V255L146 256L144 255V257H143L142 256L143 253L139 254V256H137V253H138L137 251L143 252V250H141L142 247H141V249L138 248V250H135L136 246L135 247L132 246ZM159 247L162 248V247H164V245L159 246ZM232 247H235V246H232ZM247 247H248V251H247ZM143 248H145V247L143 246ZM177 248H178V246H177ZM235 249H237V247ZM55 251H57V250H55ZM56 253H59V251H57ZM118 253H120V252H118ZM121 253H123V250H121ZM121 253L119 256L124 255ZM144 253H145V251H144ZM60 256L55 255L53 261H57V260L65 261V260H63L64 259L63 257L65 255H63V257H60ZM159 256H160V253L156 254V256H155L158 261H159V259H158ZM41 257L39 259L37 258L38 261H41V259H42ZM59 257L63 258V259L61 260ZM116 257L121 262V258L119 257L120 258L119 259L118 256L115 255L114 258L116 259ZM90 258L91 257L89 255H84V257H83V259L85 261L89 260ZM175 258H178L180 260H178V259L176 260ZM261 258L263 260V261L262 260L261 261L264 262V256ZM37 259L34 262L35 264H36ZM65 259H66V257H65ZM118 260H116V261L118 262ZM155 260L156 259H153V262ZM160 260H161V257H160ZM20 261H22V262H20ZM43 261H47V260L44 259ZM48 261H49V259H48ZM248 261H250V262H248ZM15 262L13 264H15ZM162 262L160 261V264ZM246 262L243 264H246ZM262 262H260V264H262ZM165 263H163V264H165ZM37 264H38V262H37ZM117 264H119V263H117ZM144 264H147V263H144Z\"/></svg>",
	"mask_w": 264,
	"mask_h": 264
},
{
	"label": "rangeland",
	"instance_id": "obj_2",
	"mask_svg": "<svg viewBox=\"0 0 264 264\" xmlns=\"http://www.w3.org/2000/svg\"><path fill=\"white\" fill-rule=\"evenodd\" d=\"M39 1H40V0H39ZM42 1H43V2H42ZM42 1H41V2H42V5H41V6H42L41 13H39V15H38V16H40V17L37 16L38 19H36V20H37V22L39 21L38 23H41V24L45 22L44 24L47 23V25H50V26L52 25V26H54V29H55V27H56V28L59 27V26L61 27V25H60L59 23H64V20H66L65 23H67V22H69V21H71V20H75V16H76L75 13L77 12V11H76V8L80 5V4H79L80 1H79V2L77 1V2H76L75 0H70V1H68L67 3H66L67 0H65V1H64V0H63V1H62V0H54V1H53V0H51V1L42 0ZM45 1H47L48 3L45 2ZM55 1H57V2H55ZM59 1H62L61 4H60ZM50 2H51V3H50ZM71 2H72V3H71ZM73 2H74V3H73ZM75 2H76V3H75ZM43 3H46V4L43 5ZM53 3H55V4H53ZM63 3H64V4H63ZM65 3H66V5H65ZM69 3H70V4H69ZM80 3H81V2H80ZM40 4H41V3H40ZM47 4H48V5H47ZM52 4H53V5H52ZM57 4H60V5H57ZM54 5H55V6H56V5H57V6H61V7H59V8H61L62 13H61V11L59 10V8H56L57 6L55 7ZM68 5H69L68 8H71V10H72V8H73V13H74V14L71 12V13H70L71 16H72V14H73V16L75 15L74 18H71V20H70V16H69L70 14H69V13H67L68 16H67V14H65L66 16H65V15L62 16V15H63V12H64V13L67 12V9H66L67 7H64V6H68ZM43 6H44V7H43ZM50 6H51V7H50ZM53 6H54L55 10H59V12H60L61 15H60L59 12H57V11H55V13H57V14H54V13H53V11H54ZM62 6H63V7H62ZM47 8H48V9H47ZM51 8H52L53 10H52ZM62 8H63V10H62ZM49 9H51V11H48ZM64 10H65V11H64ZM45 11H46V12H45ZM47 12H49V13H51V14L48 13V15H44V16H43V14H47ZM58 14H59V15H58ZM55 15H56V16H55ZM52 16H53V17H52ZM54 16H55V17H54ZM61 16H62V18H60L61 21H59V23H57L56 18H57V17H61ZM42 17H43V18L45 17V19H43ZM63 17H64L65 19H63ZM66 17H67V18H66ZM68 17H69V19H68ZM47 18H48V19H47ZM51 18H52V19H51ZM53 18H54V20H55L56 22H54ZM39 19H40V20H39ZM60 19H57V20H60ZM62 19H63V20H62ZM47 21H48L49 23H48ZM51 21H53V22L51 23ZM62 21H63V22H62ZM71 22H72V21H71ZM53 23H54V24H53ZM55 23H56L57 26L55 25ZM51 28L53 29V27H50V28H49L50 34H52V35H53V34H56V35H59V36H60V34L55 33V32H54V29L52 30ZM50 29H51V30H50ZM58 29H60V28H58ZM40 36H41V35H40ZM42 37H45V38H46V35H45V36L42 35ZM58 38H59V37H58ZM61 38H62V37L60 36V40H61ZM62 40H63V39H62ZM62 40H61V41H62ZM63 41H64V40H63ZM48 45H49L48 43H45V46H46V47H47ZM63 47H65V46H63ZM49 51H50V52H49ZM38 52H39V51H36V56L33 57V60H32V61L28 59L29 62L31 61V63H32L31 65H30V63L27 61V59L24 58V59L26 60V62H27V63H25V60H24L23 58H22V59H21V57L19 58V56H21V54H20L19 56L16 55V56H15V59L10 58L8 55H6L5 59H4V58H0V66H3L4 72L7 71V70H9V71H7V73L4 74L3 70H1L2 68L0 69V70H1L0 73H2V74H0V77L2 78V79L0 78V79H1V80H0V86H1V87H0V88H1L0 91H1V92H2V89H3V91L6 90V88H7V90H9L11 87H12L11 89H13V88L15 87L14 90H16L17 87H18V88H21V90H25V89L27 88V86H24V85H27V84L30 85V86H32V88H33V86H34V88L32 89V92L36 91V92L38 93L39 90H41V92H42L43 90L45 91V89H46V90H49L48 88H50V87H52V86H53L52 89L54 90V88H55L56 86H55V83H53L54 81H53L52 79H49L50 82H49L48 79H47L48 81H47V80L42 81L43 78H44V79L47 78V76L45 77V75H48L49 72L52 71L51 69H53V68H52L53 65L50 66L51 68H46V72H44L45 70H44V69H41L40 60L38 61V59L41 58V56H39L40 53H38ZM47 52H49V53H47V54L50 56V55H52V53L54 52V50H52V49L50 50V47H48ZM5 53L7 54V52H5ZM37 53H38L39 55H38ZM76 53L79 55V52H76ZM74 54H75V53H74ZM77 54H76V55H77ZM113 54H114V53H113ZM113 54H112V55H113ZM76 55H74V56H76ZM7 56H8L9 58H8ZM17 57H18V59H17ZM37 57H38V59H37ZM50 57H51V56H50ZM70 57H72V55H71ZM70 57H69V58H70ZM36 59H37V60H36ZM70 59H71V58H70ZM35 60H36V61H35ZM77 60H78V59H77ZM37 61H38V62H37ZM77 62H78V61H76L75 63H77ZM80 62L83 63L84 61H80ZM80 62H78V64H74L73 62H72V63L74 64V66H75V65L77 66V65L81 64ZM36 63H37V64H36ZM72 63H71V66H73ZM135 63L138 64V61H136ZM33 64H34V66H33ZM25 65H27V66H25ZM38 65H40V67H39ZM100 65H101V63H100ZM32 66H33V68H32ZM69 66H70V65H69ZM71 66H70V67H71ZM26 67H28V68H26ZM29 67H30V68H29ZM22 68H23V69H22ZM47 69H50V70H47ZM42 70H43V71H42ZM53 71H54V69H53ZM53 71H52V72H53ZM110 71H111V72H110ZM110 71H109V72L112 73V70H110ZM42 72H43V74H42ZM138 72H140V71H138ZM138 72H137L136 77L138 78L139 74L142 73V77H143V79H144V76H143V75H144V74H143L144 72H143V71H141L140 73H138ZM44 73H45V74H44ZM50 73H51V72H50ZM113 73H114V72H113ZM113 73H112V75H113ZM6 74H7V75H6ZM39 74H40V75H39ZM1 75L5 76V77L7 76V78H5L6 80H3L4 77H2ZM8 75H9L10 78L8 77ZM38 76H39V77H38ZM63 77H64V76H61L60 79L62 78V80L64 81L67 77H66V78H65V77L63 78ZM69 77H71V76L69 75ZM39 78H41V79H39ZM107 78H108V77H107ZM137 78H136V79H137ZM7 79H8V80H7ZM30 79H31V81L28 82ZM37 79H39L40 81H38ZM71 79H72V81H73V78H72V77H71ZM71 79H69V80H71ZM75 79L78 80L77 78H75ZM109 79H110V77L108 78V80H109ZM139 79H141V74H140L139 78L137 79V81H140V82H141V80H139ZM143 79H142V81H144ZM32 80H33L34 83L32 82ZM66 80H68V79H66ZM66 80H65L64 82H66ZM76 80H74V81H76ZM101 80H102V81H101L102 83H104L105 81H108V80H105V79H102V78H101ZM103 80H105V81L103 82ZM37 81H38L39 83L41 82V83H40V84H41L40 86H38L39 83H38ZM46 81H47V82H46ZM51 81H53V82H51ZM78 81H79V80H78ZM24 82H27V84L24 83ZM45 82H46V83H45ZM76 82H77V81H76ZM29 83H30V84H29ZM31 83H32V85H31ZM44 83H45V84H44ZM23 84H24V85H23ZM36 84H38V85H36ZM21 85H22V87H21ZM44 85H46V86H44ZM79 85H80V83H79ZM30 86H28V87H30ZM35 86H36V87H35ZM81 86H86V85H84V84L82 83ZM24 87H25V89H24ZM37 87H38V88H37ZM40 87H41V88H40ZM42 87H43V88H42ZM8 88H9V89H8ZM18 88H17V89H18ZM44 88H45V89H44ZM42 89H43V90H42ZM52 89L50 88V90H52ZM7 90H6V91H7ZM33 90H34V91H33ZM245 90H246L245 88H242V96H243V97H245ZM44 91H43V92H44ZM1 92H0V93H1ZM1 94H2V96L0 95V97H1V98H0V104H2L3 107H7V105H8L7 108H9V109L11 108V109H10V110H8V109L6 110V108H5V110H4V109L2 110L3 107L0 109V110H1V111H0V113H1V114H0V118H1L0 121H1L2 119H3V122H6V121H7V122H6V123H7L6 126H7V128H9V129H8V133L10 134L11 142H12V144H13L14 146H12V144H11V146H10V148H9V149H10L9 152L11 151V153H8L9 156H8L7 160H4V163L2 162V163L0 164V165H2V166H0V186L3 187L4 182H3L2 180H3L4 178H6V180L9 181V178H8V177L10 176V177H11V178H10V181H11V182L9 181L8 183H12V184H10V186L12 185V188L15 187L14 189H12L13 192H15L13 195L15 196V194H16V190H17L18 192H20V194L17 193L18 196L16 195V196H17L16 199L13 198V201H11L10 198L8 197L9 195L11 196V194H9V193H11L12 190H11V192H8V194H7L8 196L5 195V196H7V197H6V198L4 197L5 199L3 198L4 200H9V201H10V202L7 201V202H8V205L6 204V206H5V204H4V203H5L4 200L1 201V199H0V202L4 204V205H3V204H2V205L0 204V212L2 211L1 209H3L4 207L6 208V207L8 206V209H9V211H8V209H7V210L4 209V210L7 211V212H6L7 214L4 213L5 211H4V212L2 211L3 213L1 212L0 215H3V216H2L3 219H2L1 216H0V218L2 219V221H8L7 223L10 224V225H8V226H10V228H11L12 225H13V223H11V222H13L12 219H13V220H17V219H18L20 216H22L23 214H26V216L24 215V216H22V217H24V218H28L29 215L27 216V213L30 212V211H29L30 209H28V208H31V211H32V210L35 211V209H33V208H35L36 206H38L39 203H42V206H43L42 208H44V209H41V204L39 205L40 207H38V208H40V209L43 210L44 212L41 213V212L39 211V209L36 207V211H37V213H38V212L41 213L42 216L46 215L45 218L48 217V214H50L51 216L49 215V217L51 218L52 215H54L55 213H59L61 216H63V214H66V213H70V212H72V213H70L69 216L66 218V219L68 220L67 223L69 222V220L72 219L71 221H73V219H75V220L73 221V223H72V222H71V223L69 222V223H70L69 225H70L71 228H72V227H73V224L75 223L76 227L74 226V230H77V228H78V227L80 226V224H81V228L79 227L78 229H79V230H80V229L82 230V229H84V227H85V224H84L83 222L85 221L86 216H90L89 214H92V213L94 212V211H93L94 208H98V210L95 209V210H97V211H95V213H96V212H97V213H96V214L93 213L92 215L94 216V214H95V217H96L95 219H98L99 221H100V219H101L100 217L102 216V219H101V222H100L102 227H98L97 230H99V231L101 230V231H102V232H101V236H102V237H103L105 234H108V235H109V234H112V236L109 235L110 237L107 236V237H108L107 239H108V242H109V243H110V240H111V239H112V240H111V243H112V241L117 242L118 237H116L115 234H117V235L120 236V235H122V233H123V235L121 236V239H122V240L124 239L125 244H126V242H127L128 244H131V245L134 246V247L136 246V247H135V250H138V248L141 249V247H142L141 250H143V252H141V251H137V252H138V253H137V256H139V254H142V253H143V254H142L143 257H144V255H145V256L147 255L146 257L143 258L142 261H144L145 258H147L148 260L153 258V259H156L155 261H158L157 258H156L155 256H156V254H159V253H160V256H159V258H158V259H159V264H160V261H161V262L163 261L161 264L165 263V262L168 261V260H170L169 262H171V260L173 261L172 258H174V257H173L174 255H176V254H174V253L180 248L181 245L178 244V245H176V247H175V244H174V245H170V247H169V245L166 246V244H169V243H165V244H161V245H160V244H157V242H159V240H160V239H159V234H160V232H159V234H157V233H158V231H159L160 229H161L163 232H164V230H167V229H166V226H164V225H165V224L167 225V223H165V221H166V222L168 221V220H166V218H169V215H170V217H172V216L174 215V217L171 218L172 221H174V222L176 221V219H177V222H179L178 220L181 219L180 217H181V215H182L183 218H184V219H183V218H182V219H183V221H184V223H185V221H186L185 219L188 218V217H186V216H188L189 214H191V215H189V217H192V215L194 214L193 212H195V211L198 212L197 210H199L200 208L198 209V208H196V207H198V206L200 207V204H199V203H201L202 201H205L204 197H203L201 194H202L203 192H206L208 188L206 187V190H205V191H204V189H203V192H200L199 189H201V188L198 187V186H197V189H198V188H199V189H198V190H194V189H196V187H195V188H192V189H191V187H188V189H187V188H185V187H180V185H178V186H179L181 189H183V190L181 191V189L179 190V188H177V187H176L177 189L174 190V189H172L173 186H177V185L174 183L175 180H172V179H171V180H172L171 182H170V179H166L168 182H165L166 180H164V178H165V176H166V174H167L166 172H168V170H165V171H164L166 174H165L163 171H162V172L159 171L161 174H162V173L165 174V175H163V174L161 175V174H160V175H158V177L156 176V177L159 178V179H157L156 177H155V179H153V180H152V179H151V180L148 179V178H150V176H147L148 173H151V174H149V175H153V174H155V173H154V170H156V169H154L153 166H155V165L160 166V165H162L163 163H164V164L166 163V166L168 167L169 164H170L171 162H172V163L174 162V161H173L174 159L176 160V158H173V157H174V154L172 153V151H171V153H170L171 156H168V158H167V154H166L165 156H161V155H160L161 158H159L160 156H157V153H155V151H154L155 149L153 150V145H152L151 148L149 147V146L151 145V142H149V141L152 139V138H150V137H151L150 134H153L154 132L151 131L152 133L150 132V133L148 134L149 131L147 130V129H148L147 126L149 125V129H152V128H153V125L150 127V124H151V123H155V120L153 119L154 117H153V118H150V120H151L152 122H149L150 124H149V123L147 124V126H146L147 128H144V127H143L144 130H145V131L143 130V132L148 134V135H147V134H144L145 137L147 138V137L149 136L148 139H150V140H147V141L150 143V145L148 146V144H146L147 141H145V143H144L142 140H140V139H142L144 136L142 137V135H140L142 138L139 136V139H138V137H136L137 135H139L138 132H140V134L143 133V132H141V130H142L141 127H142V126L140 127L141 130L139 129V131H138V128H137V131H138V132H137L136 134H135V132H136V127H133V128H132V125L135 126V125H137V124H138V125L141 124V122H139V121H141L140 118H138L139 120L137 119V116H138L139 114L136 113V115H135V113H133V112H135V111H134L135 108H136L135 105H138L137 103H135V102L133 101V100H135V101L137 102V100H136L135 98L133 99V97L131 98V97L129 96L128 99H131V100H132V101L130 102L128 99H127V100L125 99V98H127L128 96H127V97L125 96V98H124V96L122 97V98L125 99L126 101H124V100H120V99L118 100V98H119L121 95H120V96L117 95L118 98L115 96V97L117 98V100H118V101L116 102L115 99H114L116 105L119 104V101H120V104H122L121 101H124L125 104H127V103L130 102V105L127 104V106H129V107L125 106V104H124V105H123V104L121 105V107H122V106H123L124 108L126 107V110H127V111L125 110L124 113L127 112V113H125V114L128 115V117H127L126 115L123 116L124 113H122V111H120V110L117 109V108H116L115 110H113V107H114V106H113V107H110V108H112V109H111V112H112V113H111L110 110H109L110 108H109L107 111H109L110 114H112V115H113L114 112H115V113L118 112L117 114H119V115H118V116L115 115V117H117V118L119 117V118H118V122H117V118H116V121H115V120H114L115 117L112 118V116H110V114H108L109 116L106 115L108 112H107V113L105 112L106 114L104 113V115H105L104 118H105V120H106L108 117H110V118H108V120L110 121V123L108 122V120L105 121L104 118H102L104 115L101 117V119H102L103 121H105V122H103V124L106 123V122H108V123H107L108 125H110V124L112 125V126H111L112 129H113V126L115 125V123L118 124V125L116 124V125L114 126V127H115V130H114V131H113V130H109V129H110V126H108V125H106V128H105L104 125L101 123L102 121L99 119V118H100L99 116H97V117H99V118H96V117H95L96 115L93 116V117L95 118V121H94L95 125H96V121H97L98 124H100V125L102 124V125H103V126L98 125V126L101 127V129H103V130H104V129H107V132H108V133L106 132V130H105V133H104V131L102 132V131L99 129L100 132H101V134L103 133V136L98 134V131H97V130H98L99 127H98V126H95V125L93 124V122H92V121L94 120V118H93V120H92V117H91V118H88V122L86 123V125H88V127H89V126H92V127H90V128H93V125H94V127H97V129H94V128H93V129L95 130V132L97 131V133H95V134L99 135V136L95 135V136H97L96 138L99 137L98 139H100L99 141L96 140L98 143H97L96 141H94V142L97 143V144H96V143H93V140H92L93 138H94V140L96 139L94 136L91 137L92 135H91V136H90V134L87 135V134H88L87 132L84 133L85 130L88 129L86 125H85L86 129H85V128H83V126L81 127L80 125L75 124L76 122L73 121L72 118H71V120H70V119L67 118V117H64V118L69 119L70 122H69L68 120L62 118V117H61L62 120L64 119L65 121H57V122H56V120H60V119H59V118H60L59 116H56V115H51V116H50V114H49V115H48V114H45V115H44V113L42 114V112H38L39 115L35 112V113L33 114V116H30V115H32L33 112L30 113V110H28V109L26 110V109H25L26 111H24V110H23V111L26 112V113H27V114H26V113H24L23 111H21L20 107H19V108L17 107V106H19L21 103H20V104L17 103V105L15 104L17 101H16V99H15L16 97H14V95L8 97L7 95H9V94H7V92L5 93V91H4V94H3V92H2ZM6 94H7V95H6ZM7 97L10 99L11 102L9 101V99H8ZM12 97H13V98H12ZM115 97H114V98H115ZM4 98H5V99H4ZM6 98H7V99H6ZM120 98H121V97H120ZM11 99H12V100H11ZM14 99H15V100H14ZM13 100H14L15 102H14ZM6 101L9 102V103L7 104ZM111 101H112V100H111ZM114 101H113V102H114ZM127 101H128V102H127ZM3 102H4V103H3ZM126 102H127V103H126ZM5 103H6V104H5ZM13 103H14L15 105H14ZM111 103H112V102H111ZM115 103H113L112 105H115ZM104 104H105V103H104ZM2 105H0V107H1ZM4 105H5V106H4ZM21 105H22V104H21ZM21 105H20V106H21ZM107 105H108V106H111V105H109V104H107ZM131 105H132V106H131ZM11 106H14V110H15V111L13 110V107H11ZM15 106H16L18 109H20V113H19V114H17V112H16V111H17V110H16L17 108H16ZM130 106H131V108L133 107L134 110H133V108L131 109ZM15 108H16V109H15ZM21 108L23 109V106H22ZM106 108H107V107H106ZM114 108H115V107H114ZM129 109H130V110H133V112H132V113H131V112L129 113V112H128ZM89 110H90V109H88L87 111H89ZM117 110H118V111H117ZM176 110H177V109H176ZM5 111H6V112H5ZM18 111H19V110H18ZM22 112H23V113H22ZM28 112H29V113H28ZM119 112H120V113H119ZM14 113H15L16 116L14 115ZM115 113H114V114H115ZM5 114H6V115H5ZM40 114H41V115H40ZM102 114H103V113H102ZM102 114H101V115H102ZM122 114H123V115H122ZM130 114H131V115H130ZM132 114H133V117L137 119V120L134 119L135 122L131 120V118H132ZM47 115H48V117H49L50 119L47 117ZM101 115H100V116H101ZM120 115H122V116H120ZM29 116H30V117H29ZM113 116H114V115H113ZM129 116H130V118H129ZM263 116H264V115H262L260 118H262ZM5 117H6V118H5ZM7 117H8V119H7ZM44 117H46V118L44 119ZM54 117H59V118H57V119L55 120ZM89 117H90V116H89ZM14 118H15V119H18V120L15 121ZM122 118H124V119H122ZM125 118L128 120V121H127L128 124H129V122H130L129 125H127V122H126ZM128 118H129V119H128ZM260 118H259V119H260ZM41 119H43L44 121H42ZM48 119L52 121V122H49L50 125H49L48 122L45 121V120L49 121ZM52 119H54L55 121L52 120ZM96 119H97V120H96ZM111 119L113 120L114 125L112 124L113 122H112ZM119 119H120V120L122 119V120H125V121H120ZM167 119H169V118H167ZM259 119H256V120L252 121L251 124L249 125L250 130H252V132H253V133H252V132L250 131V133H251L250 136H252V134H254V135L257 134V135H256L257 137L254 136V135H253L254 137H251V138H252V141H253L254 143L257 141L255 144H258V145H255L257 149L254 148L255 146L253 147L254 149H256V150L258 151V153H260V154L257 153V156L262 155L261 153L264 152V150H262V149H264V137H262V136H264V135H262V133L264 132V126H263V129L260 127V126H261L260 123H261V121H262L264 118H262V120L260 119V121H259L260 123H259V122L257 123V121H258ZM8 120H9V121H8ZM13 120H14V121H13ZM39 120H40V121H39ZM74 120H75V119H74ZM89 120H92V121H89ZM98 120H100L101 122H98ZM20 121H21L22 123H21ZM53 121H54V123H53ZM131 121H132V123H136V124H132ZM13 122H14V123H13ZM43 122H45V123L43 124ZM55 122H56V125H55ZM60 122H61V124H62V122H63L62 127L65 128V129H63V128H62V130L57 129V128H61V127H56L57 125L60 124ZM65 122H66V124L68 125V128L65 127V126H66ZM67 122H69V123H67ZM71 122H72V125H70ZM74 122H75V123H74ZM89 122H91L93 125H92V124L90 125ZM120 122H121V123H120ZM122 122H123V123H122ZM124 122H126L125 125H126L127 127L129 126L128 128L130 129V131H129V129L126 127V128H127V131L131 132V131H133V130L135 129V130L133 131L134 133L131 134V135H132V136L136 135V136H135L134 138H133L132 136H131V137L133 138V140L136 138L135 141H134V142H136L135 144L138 143V144L135 146L136 149L133 147L134 142H132V138L129 137L130 133H129L128 136H127V133L124 134V133H123L124 131L122 130L123 128L120 129V130H122V131H118V130H117L118 133H115V132H116V127H118V126H119V127L122 126L121 124H123L124 129H126L125 126H124ZM255 122H256V123H255ZM8 123H9V124H8ZM17 123H18V124H17ZM37 123H38V124H37ZM47 123H48V124H47ZM73 123H74L75 125H74ZM252 123H253V124H252ZM254 123H255L256 126L254 125ZM14 124H15V125H14ZM19 124H20L21 126H20ZM35 124H36V125H35ZM40 124H41V125H40ZM46 124L49 125L50 127H49V126L46 127ZM53 124H54L55 126H54ZM78 124H79V123H78ZM258 124H259L260 126H259ZM11 125H12L13 127H12ZM16 125H17V126L19 125L20 127L18 126L19 128H17ZM34 125H35V127H36V126H37V127L35 128ZM39 125H40V128H38ZM43 125H44V127H43ZM52 125H53V126H52ZM257 125H258V126H257ZM9 126H10V127H9ZM14 126H16V127H14ZM31 126H32V128H31ZM70 126H71V127H70ZM73 126H74V127H73ZM79 126H80V127H79ZM107 126H108L109 128H107ZM144 126H145V124H144ZM45 127H46V128H45ZM55 127H56V128H55ZM103 127H104V128H103ZM251 127H252V128H251ZM16 128H17V129H16ZM21 128H22V130H21ZM73 128H76V129H73ZM80 128H81V129L83 128V130H79ZM90 128L88 129V131L91 130ZM131 128H132V129H131ZM11 129H12L13 131H15V133H14L13 131H11ZM14 129H15V130H14ZM18 129H20V130H18ZM35 129H36L37 132H34ZM38 129H39V132H38ZM45 129H46L47 131H46ZM48 129H49V131H48ZM50 129H51V130H50ZM56 129H57V130H56ZM84 129H85V130H84ZM117 129H119V128H117ZM175 129H177V128H175ZM254 129H255V130H254ZM16 130H17V131H16ZM32 130H33V131H32ZM76 130H77L78 134H77ZM78 130H79V131H78ZM108 130H109V131H108ZM253 130H254V131H253ZM257 130H258L259 132H262V133H259ZM261 130H262V131H261ZM73 131H74V132H73ZM82 131H84V132H82ZM91 131H92V130H91ZM110 131H111V132H110ZM147 131H148V132H147ZM177 131H179V128H178ZM10 132H11V133H10ZM12 132H13L14 134H13ZM80 132H81V133H80ZM109 132H110V133H109ZM255 132H256V133H255ZM36 133H37V134H36ZM38 133H39V135H38ZM63 133H64L66 136H65ZM79 133H80V134H79ZM106 133H107V134H106ZM114 133H115L116 136L113 135ZM119 133H120L121 135H119ZM68 134H69V135L71 134V135H70L71 138H73V137L75 138V136H76V138H75L76 140H77V138H78L79 141L77 140V142H79L80 145H79L77 142H76V144L78 145V148L80 147L79 150L81 149V151H82L81 153H80V151L77 150V147H76L77 145L75 144L74 139H73V143H74V144L70 141L71 144L69 143V145H71L70 147H72V148H73V146H75V148H73V150H72V149L69 147L71 150L68 149L67 146H69V145H67V144H68L67 142H69V139H71V138H69V135H68ZM72 134H74V136H73ZM83 134H84V136L87 135V137L90 136L92 139H91L90 137H88V140H87V141H86V140H83V139H87L86 136L83 137ZM104 134H105L106 136H107L108 134H109V135L112 134L110 137H112V136H114V137H112V139H111V138L109 137V135H108V137H106ZM122 134H123V135H122ZM258 134H259V135H258ZM260 134H261V135H260ZM263 134H264V133H263ZM17 135H18V136H17ZM118 135L121 137V138H120L121 141H120L119 138H118L119 141L116 139ZM124 135H125V136H124ZM146 135H147V136H146ZM153 135H155V134H153ZM153 135H152V136H153ZM157 135H158V133L156 134V136H157ZM12 136H13V137H12ZM67 136H68V137H67ZM72 136H73V137H72ZM78 136H79V137H78ZM80 136H81V137H80ZM100 136H102L103 138H104V137L109 138V139H111V140H109V139L107 140V139H106V140H107V142H106V141H104L105 138H104V139H101ZM119 136H118V137H119ZM122 136L125 137L124 141L122 140V139H123ZM126 136H127V137H126ZM158 136H159V135H158ZM173 136H176V135L173 134ZM173 136H172V137H173ZM16 137H17V138H16ZM66 137L69 138V139L66 140ZM82 137H83V138H82ZM115 137H116V138H115ZM259 137H260L261 139H260ZM61 138H63V139L66 140L67 142L65 141L66 143H63L64 141H62L63 139H61ZM79 138H81V140H80ZM89 138H90V139H89ZM114 138H115V140H114ZM126 138H129L130 140H129V139L127 140ZM146 138H145V140H146ZM154 138H155V136H154ZM174 138H175V137H174ZM43 139H44V140H47V141L44 142ZM137 139H138V140H137ZM143 139H144V138H143ZM12 140H13V141H12ZM102 140L106 143V148H107V149H106L105 147H103V145H105V143H104L103 145H101ZM113 140L115 141V146H111V144L114 143ZM116 140L118 141V143L116 142ZM125 140H127L128 142H126ZM153 140H154V139H152L151 141H153ZM255 140H256V141H255ZM42 141L44 142V144H45V146L47 147V149H46V147H44L45 149H44V148H40V146H42V144H43ZM82 141H83V142H82ZM85 141H86V142H85ZM100 141H101V142H100ZM109 141H110V142H109ZM122 141L125 142V143H121ZM15 142H16V143H15ZM20 142H26V144H27V142H28L27 145H29V146H31V147L27 146L26 144H25V146H26V147H29L30 149H28V148L25 149V146H24V147H23L24 150H23V149L21 148L22 143H20ZM46 142H47V143H46ZM48 142H49V143H48ZM59 142L63 143V145H64V147H65L64 151H61V150H60V152H59V151L57 150V149H59V148L62 149V146H63V145H62V146L60 147L59 145H57V144H61V143H59ZM84 142H85V143H84ZM108 142H109V143H108ZM111 142H112V143H111ZM129 142H132L133 145H132V144H131L132 146L130 145L132 148H131L130 146H128V145H129ZM153 142H154V141H153ZM260 142H261V143H260ZM41 143H42V144H41ZM56 143H57V144H56ZM83 143H84V146H86V147L83 146ZM86 143H87L88 145H86ZM99 143H100V144H99ZM120 143H121V144H120ZM126 143H127V145H126ZM141 143L145 144L144 146H146V147H143V145H142ZM259 143H260V144H259ZM40 144H41V145H40ZM44 144H43V145H44ZM72 144H73V146H72ZM93 144H94V145H93ZM95 144H96V145H95ZM107 144H108L111 148H109V146H107ZM122 144H123V145H122ZM239 144H240V143H237V145L235 144L236 146L233 144V147L235 146V148H238L239 146H241V144H240V145H239ZM39 145H40V146H39ZM55 145H56L57 148H55ZM66 145H67V146H66ZM97 145H99V146L97 147ZM112 145H113V144H112ZM117 145H118V147L116 148ZM119 145H120V146H119ZM124 145H126V146H124ZM88 146H89V147H88ZM93 146L95 147V149H93V148H94ZM121 146H123L124 149H125V148H126V149L130 148V149H131V150L129 149L130 151H133L132 149L134 148L135 150H134L133 152H134L138 157H140V158H138L136 155H134V153L130 152L129 150H128L129 152L125 150L126 153L124 152V153L122 154V152L124 151V149L121 148ZM138 146H139V147H138ZM258 146H261V147H260L261 150H260V149H259V150L262 151V152H260V151L258 150V148H259ZM11 147H12V148H11ZM35 147H36V148H35ZM64 147H63V148H64ZM90 147H91V148L93 147V148H92V151H89V150L91 149ZM99 147H100V148H99ZM114 147H115V150H116V151L113 150ZM127 147H128V148H127ZM231 147H232V146H228V148H226L225 155H224V156H226V158L228 159V163H230L231 161H232V162H234V161L237 162V161L240 159L239 161H243V162H239V161H238L239 164H238V163H237V165L235 164V167L238 166V167H240V169H241V166H243V164H245V166H243V167H244V168H247L246 165H248V164H247V163H248V161H247L248 157L245 156V157H247V158H244V159H243V156H244V153H245V152L242 151V150H243V149L241 148L242 146L238 148L239 150L237 149V150H238L237 153H238V156H239V157H238L239 159H237V160H235L236 158H235V159L231 158V156L233 155V153H231V151L234 152V148H231ZM20 148H21V149H20ZM33 148H35L36 151H37V150H40V149H41L42 151L40 150L41 152L39 151V152L37 153V152L35 151V149H34V150H31V149H33ZM66 148H67V149H66ZM103 148H105V149H103ZM108 148H109V149H112V150H111V151H113L112 154H111V151H110V154H109V151H106V150H109ZM118 148H119V149H118ZM74 149H76V150H77L76 152H78V153H80V154L77 155V153L74 152ZM82 149H83V150H82ZM88 149H89V150H88ZM99 149H100V150H99ZM117 149H118L119 151H120V149H122L123 151H120V153L118 154L119 151H117ZM148 149H149V150H148ZM150 149H151V150H150ZM227 149H230V150H227ZM231 149H232V150H231ZM22 150H23V151H22ZM43 150H44V151H43ZM48 150H49V151H48ZM62 150H63V149H62ZM65 150H66V151H65ZM67 150H68V151H67ZM84 150H85V151H84ZM87 150H88V151H87ZM97 150H99V152H98ZM147 150H148V151H147ZM31 151H32L33 153L36 152L37 155H36V154L34 155ZM94 151H96V153H95ZM150 151H151V152H150ZM153 151H154L155 154L153 153ZM179 151H180V150H179ZM179 151H176V154H179V153H180V155H176V154H175V155L177 156V158H178V156H179L180 158H181V156H182V155H181V154H182V150H181V152H179ZM240 151H242V152H244V153L241 152V153H242V154H241ZM48 152H50V153H48ZM57 152H59L60 154H62L61 157H59L60 155L57 154ZM61 152H64V153L66 152V153H65V156L63 155L64 153H61ZM73 152H74V153H73ZM93 152H94V153H93ZM115 152H117V153H115ZM136 152H138V153H136ZM148 152H150V154H149V155H150V158H149V156H148V157H145V156L148 155V154H147ZM164 152H167V151H164ZM168 152H170V151H168ZM177 152H179V153H177ZM235 152H236V151H235ZM235 152H234V153H235ZM17 153H19V154H17ZM20 153H21V155H20ZM46 153H47V154H46ZM105 153H106V154H105ZM130 153H131L132 156H133V155L136 156L137 161H138V159H139V163L141 162L140 160H142L141 163L145 162V160H148V162H149V160H150L151 157H152V160L150 161V164H151V167H152L153 169L150 168V169H151V170H150V169L148 168V169L150 170V172H149V170H147V169L145 168L146 166H145L144 164H146L147 161H146L145 163H143L144 166L139 165V163H138L136 160H133V161H132V159H135V157H134V156H133V157H130V155H129ZM145 153H146V154H145ZM227 153H228V154L231 153V155H228ZM22 154H23V155H22ZM67 154H68V155H67ZM74 154H75V155H74ZM107 154H108V156L110 155L109 157H112L113 159H112V158L109 159V157L107 156ZM113 154H117V157H115ZM121 154H122V157L124 158L125 161H126V158H130L129 161H130L131 163H130V162H129V163H130L131 165L134 163V165H133L134 168H135V164H136V167H138V165H139V167L141 166L140 169H141L142 167H144L145 170L148 171V172H146V171L144 172V173H146L145 177L147 176V177H146V180H147V179H148V180H147V181H146L145 179L142 180V179H143L142 177H144V173H142V170H139V168H138V169L136 168V169L134 170L128 162H127V164H126L125 162H123V161H124L123 158L121 159V161H118V160L120 159L118 155H121ZM125 154H126V156L129 155V157H126ZM139 154H140V155L142 154V156H140ZM239 154H241V155H239ZM255 154H256V151H255ZM263 154H264V153H263ZM17 155H18V156H17ZM19 155H20V156H19ZM45 155H46V156H45ZM57 155H59V156H57ZM71 155H72L73 157H72ZM76 155H77V156H76ZM85 155H87L88 158H87V156H85ZM111 155H112V156H111ZM123 155H124V156H123ZM152 155H153V156H152ZM162 155H163V154H162ZM168 155H169V154H168ZM172 155H173V157H172ZM227 155H228V156H227ZM16 156H17V157H16ZM62 156H64V157L62 158ZM75 156L78 158V160L76 159ZM80 156H81V157H80ZM82 156H83V157H82ZM102 156H103L104 159L108 157V158H107V160H108L107 163L105 162V161H107L106 159L103 160V161H100L101 158H102ZM155 156H157V157L155 158ZM20 157H21V159H20ZM65 157H68L69 159H68V158L65 159ZM70 157H71V158H70ZM74 157H75V158H74ZM97 157H99V158H97ZM114 157H115V158H114ZM162 157H165V158L162 159ZM169 157H170V158H169ZM228 157H229V158H228ZM79 158H81V161H83V163H82L81 161L79 162V160H80ZM83 158H84V159H83ZM116 158H119V159H116ZM131 158H132V159H131ZM145 158H146V159H145ZM157 158H158V159H157ZM166 158H167V159H166ZM15 159H16L17 161H14ZM59 159H60V160H59ZM62 159H64V160H62ZM71 159H72V161H71ZM74 159H75V162L73 161ZM82 159H83V160H82ZM98 159H100V160H98ZM111 159H112L113 161L115 160V161H114L115 163H116V160H117V164H115L114 162H111V164H113V165L115 164V167H116V165H117V167L121 166L120 169H117V168H116V169H117L116 171H118V174H117V172L114 170L115 168H112L113 166H110V162H109V160L112 161ZM172 159H173V160H172ZM69 160H70V161H69ZM122 160H123V161H122ZM143 160H144V161H143ZM156 160H157V162H156ZM158 160H159V161H158ZM262 160H264V159H262ZM98 161H99V163H98ZM135 161H136L137 163H135ZM245 161H246V162H245ZM41 162H42L43 164H42ZM63 162H64V163H63ZM71 162H72V163H71ZM78 162H79V163H78ZM87 162H88V163H87ZM91 162H92V163H91ZM100 162H102V163H100ZM119 162H120V163L122 162L123 164L125 163L126 165H128V168H130V167L132 168V170H130L131 168L129 169V170L131 171V172L129 171L130 174H127V179H128V181H130L129 178L131 179V181H133V182L130 181V182H129L130 184L128 183V181H127L125 175H124V177H123V175H121V174H125V173L127 172L126 169H125V172H124V170H122L125 164L123 165V164L121 163V165H120ZM158 162H159V163H158ZM167 162H168V163H167ZM235 162H234V163H235ZM254 162H256V160H254ZM254 162H253V163H254ZM259 162H260V161H258V163L256 162L255 165L259 164ZM57 163H59V164H57ZM81 163H82V164H81ZM89 163L92 164L93 166L90 165ZM108 163H109V166H108ZM118 163H119V164H118ZM152 163H153V164H152ZM155 163H156V164H155ZM161 163H162V164H161ZM228 163H227V164H228ZM240 163H241L242 165H241ZM61 164H62V165H61ZM72 164H73V165H72ZM74 164H75V165H74ZM106 164H107V165H106ZM137 164H138V165H137ZM164 164H163V165H164ZM230 164H231V163H230ZM59 165H60V166H59ZM87 165H88V166H87ZM102 165H105V166L107 167V168H105L106 171H107V170L109 171V170H110L109 168H111V170L113 169L112 171L110 170L109 173H111V172H113V171H115V173L113 172L114 174H109L108 171H107V172L105 171L106 174H104V172H103V173H100V172H99L100 170H101V172L104 171V170H103L104 167H103ZM126 165H125V166H126ZM152 165H153V166H152ZM58 166H59V167H58ZM95 166H96V168H95ZM100 166H102V168H100ZM157 166H155V167H157ZM164 166H165V165H164ZM220 166H221V167H220ZM220 166H219L220 171H222L223 169H227V168H228V166H224L223 164L220 165ZM222 166H223V167H222ZM232 166L234 167V164H233V163H232ZM262 166H264V165L262 164ZM262 166L255 167V168L258 169V171H257V169H256V170H254V172H255V173H261V172L264 170V169H263L264 167H262ZM61 167H62L63 169H62ZM91 167H92V168H91ZM160 167H162V166H160ZM226 167H227V168H226ZM70 168H71V169H70ZM88 168H89V170L91 169L90 172H89ZM93 168H94V171L92 170ZM99 168H100V170H99ZM157 168H159V167H157ZM222 168H223V169H222ZM229 168H230V169H229ZM229 168H228V172H227L228 174L231 172V168H232L231 165H229ZM236 168H237V167H236ZM236 168H235V169L233 168L234 171H233V169H232V173L229 174V175H230L229 179H233V180H231L230 182H227V183H230V184H234V183H236V180L240 179V178H238V175H239V177H240V175H243V174H241V172L244 173V174H246V172H248V170L245 169L246 171H244V170L241 171V170H240V173H239V170H238V172H237V171H236ZM255 168H254V169H255ZM260 168H261V169H260ZM13 169H14V170H17V169H18L17 172H16V174H15L14 172H11V171H14ZM57 169H61V170H60V171H57ZM142 169H143V168H142ZM159 169H160V168H159ZM237 169H238V168H237ZM262 169H263V170H262ZM5 170H6V171H5ZM9 170H11V171H9ZM136 170H137V171H136ZM138 170H139V171H138ZM157 170H158V169H157ZM157 170H156V171H157ZM252 170H253V169H252ZM71 171H72L73 173H71ZM80 171H81V172H80ZM119 171H120V172L123 171L124 173H123V172L120 173ZM140 171H141V174L139 175V172H140ZM143 171H144V170H143ZM224 171H226V170H224ZM235 171H236L237 174H238V173H239V174H238V175L235 174ZM243 171H244V172H243ZM259 171H260V172H259ZM7 172L14 173V174H10V173L7 174ZM57 172L61 173V177H59V179L62 178V179H60L61 182H65L64 180H66V181L68 182V184H67V182H66V183H63V185H62L61 182H60V180H59V179H56L57 176H59V173H57ZM87 172H88V173H87ZM91 172H92V173L94 172V174H93V176H92L93 179H95L96 177H98V179H99V176H100V175L103 176V177H105L104 175H106L108 178H107V180H106V177H105L104 180H105L106 182L103 181V179H102V181H100V183H99L98 185H97V182H99V180H98V181L95 180V181H97V182H94V180H93V183H94V184H93L92 181L90 180V179H91V176L88 177L89 174L92 175ZM132 172H133V174H134L133 176H131V173H132ZM135 172H136V173H135ZM137 172H138V173H137ZM157 172H158V171H157ZM233 172H234V173H233ZM263 172H264V171H263ZM17 173H18V174H17ZM70 173H71V175H69ZM220 173H221V172H220ZM225 173H226V172H225ZM55 174H56L57 176H55ZM98 174H99V175H98ZM119 174L122 176V177L120 176L121 178L118 177ZM135 174H136V175H135ZM142 174H143V176L141 177ZM158 174H159V173H158ZM216 174H217L218 176H217ZM95 175H96V177H94ZM97 175H98V176H97ZM111 175H112V176H111ZM128 175H129L130 177H129ZM155 175H156V174H155ZM212 175H214V177L217 178V179L215 180V182H214V181H213V182L216 183V184L219 183L220 185H221V183L223 184V182H221L222 178L224 179V178L227 176V174H226L225 176H222V175H224V172H223V171H222V173L220 174L221 177L219 176L218 172H217V173L215 172V174H212ZM212 175L210 174L209 177L211 178ZM215 175H216V176H215ZM7 176H8V177H7ZM54 176H55V177H54ZM68 176H69V177H68ZM70 176H71V177H70ZM101 176H100V180H101ZM110 176H111V177H110ZM137 176L140 177V180H139V178H138ZM153 176H154V175H153ZM159 176H161L162 179H161ZM235 176H236V177H235ZM75 177H76L77 179H75ZM83 177H84V179H83ZM86 177H87V179H86ZM103 177H102V178H103ZM109 177H110V182H111V183H110V182L108 183V181H109V180H108ZM112 177H116V178L118 177V178H120V179L117 180L118 178H117V179L115 178V180H117V181H115V180H113ZM128 177H129V178H128ZM133 177L138 178L137 180L140 181V184H141L142 181H145V182H142V184L140 185V184H138L139 181H135L136 179H134ZM145 177H144V178H145ZM231 177H232V178H231ZM67 178H68L69 180H67ZM71 178H72V179H71ZM79 178H80V179H79ZM89 178H90V179H89ZM124 178H125V179H124ZM132 178H133V179H132ZM219 178H220V179H219ZM54 179H56L57 181H55ZM70 179H71V180H70ZM85 179H86V180H85ZM96 179H97V178H96ZM156 179H157V183H155V184H157V185H156L157 188H156L155 186H154V188H153V184L151 183V181L154 182V181H156ZM234 179H235V180H234ZM73 180H74V181H73ZM78 180H79V181H78ZM83 180H84V182H83L82 184H85L84 186L81 184V181H83ZM87 180H88V181H87ZM112 180H113V181H112ZM125 180H126V181H125ZM149 180H150V181H149ZM163 180H164V181H163ZM218 180H220V181H218ZM72 181H73V182H72ZM86 181H87V188H86ZM89 181H91V182H90L91 184L89 183ZM134 181H135V182H134ZM222 181H224V180H222ZM55 182H57V183H55ZM69 182H70V183H69ZM71 182H72L73 185H71ZM101 182H102V184H101ZM104 182H105V184L108 183L109 186H110L111 188H110L109 186L103 184ZM113 182H114V183H113ZM149 182H150V184H148ZM158 182H159V183H158ZM162 182H165V183H166V186H167V184L171 183V184L168 185V187L171 186L170 188H171L172 190L169 189V191H171V193H169L168 196H170V194H171V196H172V194H174L175 192H177V193H175V194L173 195V197L175 196L174 198H173V197H172V198H171V197H168V198L166 197L167 202L172 203V205H173V203H174L173 206H171L170 204H169V205L171 206L170 208H172V209L174 208L175 211L172 210V209L169 210V208H168V209H167L168 212H167L166 209H164V210H163V209L160 210L161 208H157L158 205H157L156 203L158 202L159 199H162V198H163V196H164L163 193H166V192L162 189V187H163V183H162ZM172 182H173V185H172ZM220 182H221V183H220ZM231 182H233V183H231ZM13 183H14V184H13ZM88 183H89L90 185H89ZM131 183H132V184H131ZM224 183H225V182H224ZM66 184H67L68 186H67ZM80 184H81V185H80ZM110 184H111V185L113 184L114 186H113V185L111 186ZM155 184H154V185H155ZM219 184H218V185H219ZM13 185H14V186H13ZM59 185H60L61 187H60ZM64 185L66 186V188L63 187ZM91 185H92V187H91ZM93 185H97V186H98V187H97V186H94V187L96 188V190H95V188L93 187ZM100 185H101V186H100ZM102 185H104L103 187L107 186V187H105V190H103L104 188L102 187ZM116 185H117V186H116ZM139 185H140L142 188H141ZM142 185H143V186H142ZM149 185H151V186H149ZM158 185H159V186H158ZM225 185H229V184H223V186H225ZM57 186H59V187H57ZM88 186L90 187V189H89ZM122 186H123V188H122ZM127 186H130V187L127 188ZM135 186H136V187H135ZM137 186H138V188H137ZM147 186H149V188L152 187V188H150V189H151V192H150V189H149ZM221 186H222V185H221ZM1 187H0V191H1ZM75 187H77L78 189L75 188ZM100 187H101V188H100ZM114 187H115V188H114ZM131 187H132V188H131ZM168 187H167V189H168ZM10 188H11V187H10ZM59 188H61L63 191H66V190H68L69 188H70L71 190L69 189V190H68L69 192H68V191H67V192H63V191H62L61 189H59ZM79 188H80V189L82 188L83 194H82V191L79 190ZM83 188H84L85 190H84ZM97 188H99V189H97ZM109 188H110V189H109ZM112 188H113V189H112ZM117 188H118V190H117ZM119 188H120V189H119ZM160 188H161L162 190H161ZM184 188H185V189H184ZM189 188H190L191 190H190ZM4 189H5V188H3V191H4ZM8 189H9V188H8ZM58 189L60 190V192H59ZM72 189H74V190H72ZM75 189H76V192H77V193L75 192ZM86 189L91 190V191H88V190H86ZM108 189L110 190V192L108 191ZM146 189H147V190H146ZM148 189H149V190H148ZM153 189H154V190H153ZM156 189H157V190H156ZM186 189L188 190V192H186ZM77 190H78V191H77ZM99 190H101L102 194H101V192H100ZM139 190H140L141 192H139ZM143 190H144V191H143ZM201 190H202V189H201ZM210 190H211V189H210ZM3 191H1V192L3 193ZM72 191H73V192H72ZM80 191H81V192H80ZM84 191H87V192L84 193ZM92 191H93V192H92ZM95 191H96V192L98 191L99 194H97L98 192H97V193H94ZM105 191H106V193H105ZM111 191H112V192H111ZM145 191H146V192H145ZM172 191H173L174 193H173ZM178 191H179V193H180L179 195H178ZM190 191H191V192L194 191V192L192 193V195L189 194V195H191V196H185V197H186V198H185V197H184V195H186L185 193H190ZM1 192H0V193H1ZM13 192H12V193H13ZM71 192H72V193H71ZM74 192H75V193H74ZM90 192H91L92 194H93V193H94V194L92 195ZM108 192H109V193H108ZM148 192H149V193H148ZM157 192H158V193H157ZM181 192H182V193H181ZM183 192H184V195H183ZM196 192H198V194L201 195V197H202V199H200V200H201L200 202H198V201H199V198H201V197H199V195H198ZM207 192L209 193L210 191L208 190ZM61 193L63 194V196H61V195H62ZM64 193H65V194H64ZM66 193H69L70 195H68V194H66ZM103 193H104V195H103ZM107 193H108V194H107ZM111 193H112V195L110 196L109 194H111ZM194 193H195L198 197H197ZM223 193H224V192H223ZM223 193H222V194H223ZM60 194H61V195H60ZM77 194H78L79 196H78ZM81 194H82V195H81ZM85 194H88V196L85 195ZM89 194H90V195H89ZM100 194H101V195H100ZM105 194H106V196H105ZM162 194H163V195H162ZM181 194H182V195H181ZM204 194H205V193H203V195H204ZM37 195L41 196L40 199H37V198H39V196H37ZM96 195H97L98 198H99L98 195H100V197H101V196H104L105 198H103V201H101V199L98 200V198L96 197ZM107 195H109V196H107ZM149 195H150V196H149ZM187 195H188V194H187ZM224 195H225V194H224ZM0 196H1V195H0ZM2 196H3V194H2ZM2 196H1V197H2ZM36 196H37V198H36ZM64 196H65V197H64ZM66 196H69V197H67V198H69V200H68L69 203H68L67 200H66V199H67ZM76 196H77V197H76ZM84 196H85V198H86L85 201H87V199H88V201H90V204H91V205L93 204V205H92L93 209H91L92 207H91V205H89L88 201H87V202H84V201H83V200H84ZM142 196L147 197V198H151L152 196H155V197H154L155 200H154V202H153V208H152V210H153V213H154V212H155V213L158 212V213L161 214V221L158 220V219H160V214H156L157 217H155V220H151V219H149L150 221H149V220H145L144 222H142L143 225H144V227H143V225H141V224H142L141 222L138 223V220L141 218V217H140V216H141V213H139L140 211L137 213V211L135 212V211H133V210H134V209L137 210V208H139V206H137V208H135L136 205L134 206V205H132V204H135V203H136V199H139V200H140V198H141ZM176 196H177V197H176ZM12 197H13V196H12ZM79 197H80V198H79ZM89 197H90V198L92 197V200H93L94 197H95V202H97V200H98V201H100V203H102V204H103V202L106 201V202L104 203V204H105L104 207L102 208L103 205H101V204L99 205V206H101V207L97 206L99 202H98V203L96 204V206H95V204H94V200L91 201V199H90ZM127 197H128V199H127ZM139 197H140V198H139ZM158 197H159V198H158ZM179 197H180V198H179ZM8 198H9V199H8ZM71 198H72V199H71ZM96 198H97V199H96ZM177 198H178V199H177ZM181 198H182L184 201H183ZM187 198H189V200H188ZM190 198H191L192 200L195 199V200H196V201L194 200L195 203H196L197 205H198V204H199V205H198V206L196 205V206L194 207L195 203H192V204H193V207H192L191 202H194V201H192ZM197 198H198V199H197ZM36 199H37V200H36ZM73 199H74V200H73ZM78 199H79V200H78ZM89 199H90V200H89ZM156 199H157V200H156ZM186 199H187V201H186ZM226 199H227V196L224 197V200H223L224 203L221 202V205H222V206H221V209H220V207H218V208H219L221 211H224L225 209H227V208L230 207L229 210H230V209H232V210L235 209V210H234L235 213H234L232 210H231V211L226 210V212H227V213H230V215L224 213L225 211L222 212V214H225V217H222V220H221L222 222L220 221L219 223L222 224V223H223V220H224V223L226 222V223H225L226 226H225V224H222L223 227H221V230H219V229H220V226H219L220 224L218 223V221H219L218 219H220L219 217H221L222 214L220 213V210H219V209H218L219 211L217 210V211H218L217 214H216L217 211L215 212V215H220V216H219V217L216 216V218H213L215 221H214L213 219H211V218H206V219H204V217H202V218H203L205 221H207V222H208V220H209V222H213V223H214V222H216V221L218 220L216 223H214V224H212V225L217 224V225L219 226V228H218V226H217V228L215 229V227H216V225H215V226H214V229L211 230L213 226H212V225H209V226L211 227V228L209 227V230H210V231L207 229V230H208V233H209L208 238H210L209 241L207 240V243L210 242V243H213V244L215 243V245H217V244L219 243L218 240H220V239H222V240H220V244H224V242H225L226 244H229V245H230L231 243H234V244H232V246H235V247H232V246L230 245V246H229V248H231L230 250L232 251V248H234V251H235V250H240V249H241V251H240V256H242L243 253H244V256H243V258L241 257L242 260H240V262H241V263H242V262L245 263L246 261H245L244 259H246V258H244V257H246V256H245L246 251H245V252H242V248H244L243 245H245V243H240L239 247H240V246H241V247H240V249H239L238 245H235V244L237 243V241L235 240V236H236V233H237V236H236V237H237V238L239 237V238H238V239L236 238V239H237V240H241V239H242L243 241H242V240H241V241L244 242L245 239H244L243 237H241V235L238 236V232H239V234H240V233H243V231L245 230L244 228H245L246 223H249V222L251 221V219L255 218L256 213L259 214V212H256V213L254 212V214H253V213H249L248 211L246 212L245 209H240V208H239V210H237V212H236V208H235V207H232V204H231V203L228 204V202H230V201H229V199H227V201H226ZM62 200H63L64 202H63ZM70 200H71V201H70ZM72 200H73V201H72ZM80 200H81V201H80ZM139 200H137V201L139 202ZM174 200H175V201H174ZM177 200H178V201H177ZM179 200H180V203H179ZM185 201L188 202V203H187V204H188L187 207H186V202H185ZM190 201H191V202H190ZM60 202H61V203H60ZM78 202H79V205H78ZM91 202H93V203H91ZM134 202H135V203H134ZM175 202H176V203H175ZM183 202H185V203H183ZM225 202H227V203H225ZM43 203H44V205H43ZM62 203H64L65 205L62 204ZM80 203H83V204H80ZM85 203H86V205H87V203H88V206H86ZM177 203H178L179 205L182 204L181 206H185V207H181V206H179ZM35 204H36V205H35ZM56 204H59V205H56ZM72 204H74V205H72ZM139 204H140V202H139ZM166 204H168V203H166ZM175 204H176V205H175ZM184 204H185V205H184ZM190 204H191L192 209H193V208H196L197 210H195V209L190 210L191 208H188V207H190ZM224 204H226V205H228V206H229L230 204H231V205H230L229 207H227V206L225 205L226 208H224ZM52 205H53V206H52ZM54 205H56L55 208H54V209H55L54 212H55V211H60L61 213H60V212H55L54 214H51V213L53 212L52 209H53ZM75 205H76L77 207H76ZM80 205H82V206H80ZM84 205H85V206H84ZM137 205H138V204H137ZM219 205H220V204H219ZM3 206H4V207H3ZM45 206H46V207H45ZM51 206H52V207H51ZM57 206H59V208H57ZM72 206H75L76 208H78V209H80V210H81L82 207H84V208H86V207L88 208V207H89V210L86 211V214H88V215L85 216V213H84V212H85V209H84V211L82 212V210H81V212H82V215H84L85 217H83V218H82V217H78V216H80L81 212H79V215H78V214H77V211H79V210H77V211H76V209L74 210L75 207L73 208ZM79 206H80L81 208H80ZM131 206H132V208H131ZM133 206H134V208H133ZM178 206H179V207H178ZM49 207L52 208V209H50ZM175 207H176V208H175ZM177 207H178L179 209H178ZM180 207L183 208V209H182L183 211L181 210ZM25 208H26L27 213H25V212L23 213V212H22V209L25 210ZM46 208H49V209H46ZM63 208L66 209L67 212H66ZM71 208H72V210H71ZM87 208H86V209H87ZM99 208H100V209H101V208L103 209V210H101L102 212L100 211ZM105 208H106V209H105ZM187 208H188V209H187ZM222 208H223L224 210H223ZM233 208H234V209H233ZM27 209H28V210H27ZM37 209H38V210H37ZM56 209H57V210H56ZM62 209H63V211H65L66 213H63V212H62ZM156 209H159L160 211H159V210L157 211ZM176 209L178 210V213H180V212L182 211V212H181V215H180V214L177 215V213H176V216H177V217L180 215L179 218L175 217L174 212H177ZM237 209H238V208H237ZM179 210H180V211H179ZM241 210H242V211H241ZM243 210H244L246 213L243 212ZM12 211H13V212H12ZM20 211H21L23 214L20 213V214H21V215H20V214H19ZM28 211H29V212H28ZM34 211H33V212H30L31 215H30L29 218H31V216H32V214L34 213ZM90 211H91V212L93 211V212L91 213ZM161 211H162V212H161ZM170 211H171V213L173 212V213H172L173 215L170 213ZM10 212H11V213H10ZM87 212H88V213H87ZM100 212H101V214L103 213L101 216H100ZM189 212H190V213H189ZM196 212H195V214L193 215V217H194V216L196 217V215L198 214V218L196 217L197 220H195V219L192 218L193 220H195V223H194V221H193L194 224H191V223H190V221H191L192 219H187V221H188V220H189V221H188V222L186 221L188 224H191L192 226L195 225V224H197V223L200 222V221H201V222L203 221L202 218H201V220L198 221V219H200L201 215H200V213H196ZM199 212H200V211H199ZM231 212H232V214H231ZM238 212H239V213H238ZM8 213H9V214H8ZM12 213H14V214H12ZM35 213H36V212H35ZM37 213H36V214H37ZM44 213H46V214H44ZM47 213H48V214H47ZM62 213H63V214H62ZM83 213H84V214H83ZM155 213H154V214H155ZM169 213H170V214H169ZM188 213H189V214H188ZM219 213H220V214H219ZM233 213L235 214V216H234ZM237 213H238L239 215L242 214L240 217H242V219L245 218V222H244V220L241 221V218H239V220L241 221V222H240V221H239V222L242 224V226H240V225H241V224H240L238 227H235V226H236L235 224H237V222H236V219H233V220H232V217L237 218V221H238V217H239V216L236 217V216H237V215H236ZM247 213H248V215H250V214H252V215H251V216H247ZM4 214H5V215H9L11 218H10L9 216H8V218H7V216L5 217ZM10 214H11V215H10ZM15 214L18 215V216L20 215V216H19V217H17V216L15 217ZM41 214H40V215H41ZM75 214H77V215L75 216ZM137 214H139L140 216H138ZM162 214H163V215H162ZM164 214H165V215H164ZM167 214H168V216H166ZM185 214H186V216H185ZM40 215H39V217H37V218H39V220H37V221H39V222H36V218H35L36 215H34L35 217H34V216L32 217V218L34 219V220L32 219L33 222H34V224H32L33 222L30 223V221H29L30 219H29V220H27V221L30 223V225H27V226L24 225V226H26V227H22V226H18V227H22V228H23V229H22V228H21V229L24 231L25 235H26V234L28 235V238H29V239H33V238H34V240H36V241L33 240V241H34L33 243H34V245H35V248H33V251H34V249H35V251H36V252L38 251L37 253L40 254L39 251H41V253H42V250H44V251H43V254H44V255L42 254V257H41V256H40V257H41L42 259L44 258V259L47 260V261H48V259H49L48 262L50 263V262H52V261L54 260V256H55V255H58V256L61 255V254H60V251H61V250H60V249H57V248H56V249L53 248L54 246L59 247L58 244L55 243L56 241H54V242L52 241V240H53L52 237H53V238L55 237V236H54V235H55L54 231H51V230H52L51 228H52L53 226L51 225V228H50L49 223H47L48 225L45 223L46 225L44 224V226H42L43 224H39L41 221H43V223H44V221H45V218H44V217H42V218H44L43 220H42V218L40 219ZM55 215L57 216V214H55ZM66 215H68V214H66ZM66 215H65V216H66ZM70 215H71V216H70ZM72 215H73V216H72ZM92 215H91V218H90V219H92ZM156 215H155V216H156ZM226 215L228 216V218H226ZM231 215H232V216H231ZM244 215L247 216V218H246V217L243 218ZM12 216H13V218H12ZM37 216H38V214H37ZM56 216H54V217H56ZM61 216H57V217L60 218ZM65 216H64V217H65ZM163 216L166 217V218H164ZM229 216H231V218H230ZM252 216H253V217H252ZM14 217H15L16 219H15ZM54 217H53V218H54ZM69 217H70V218H69ZM185 217H186V218H185ZM214 217H215V216H214ZM217 217H218V218H217ZM248 217H249L250 219H249ZM24 218H21V219H24ZM77 218H82V220H79V219L77 220L80 224L77 223V221H76ZM87 218H88V217H87ZM163 218H164V219H163ZM175 218H176V219H175ZM224 218H225V219H224ZM229 218H230V220H229ZM1 219H0V220H1ZM8 219H9V220H8ZM21 219H20V220H21ZM46 219L48 220L49 218H46ZM93 219H94V217H93ZM162 219H163V220H162ZM182 219H181V220H182ZM216 219H217V220H216ZM227 219H228L229 221H227ZM246 219H248V220L246 221ZM32 220H31V221H32ZM50 220H51V219H50ZM98 220H96V221L94 220L95 223L98 222ZM156 220H157L158 222H156ZM181 220H180V225L182 226V229H183V228H186V227L188 228L189 226H190L189 228H191V225L186 224V225H187V226H186L185 224H183V221H181ZM211 220H212V221H211ZM234 220H235V221H234ZM18 221H19V220H18ZM18 221H17V222L14 221V223L18 224ZM21 221H22V220H21ZM154 221H155V222H154ZM169 221H171V220H169ZM169 221H168V222H169ZM230 221H231V222L234 221L233 226H232V224H231ZM248 221H249V222H248ZM35 222H36L37 224H36ZM81 222H82V223H81ZM147 222H149L148 225H145V223L147 224ZM229 222H230V223H229ZM239 222H238V223H239ZM243 222H244V223H243ZM0 223H1V221H0ZM3 223H4V222H3ZM67 223H66V224H67ZM162 223H163V224H162ZM232 223H233V222H232ZM1 224H2V223H1ZM11 224H12V225H11ZM16 224H14L13 226H16V227H17ZM24 224H27V223H24ZM71 224H72V225H71ZM83 224H84V227H83ZM151 224H152V225H151ZM155 224L160 225V226H158V228L160 227L158 231H155V230L158 229V228H157V225H155ZM161 224H162L163 226H162ZM178 224H179V223H178ZM229 224H231V226H230ZM4 225H7V224L4 223ZM4 225H1V227H2V226L4 227ZM18 225H19V224H18ZM77 225H78V227H77ZM95 225H96V224H95ZM98 225L100 226L99 222L97 223V226H98ZM150 225H151V226H150ZM222 225H221V226H222ZM227 225H229V226H227ZM243 225H244V227H243ZM28 226H29V227H28ZM30 226H32V227L30 228ZM48 226H49V227H48ZM161 226H162V228H161ZM183 226H184V227H183ZM185 226H186V227H185ZM224 226H225L226 229H223L224 232H221V231H222V228H224ZM3 227H2V228H3ZM6 227H7V226H6ZM16 227H15V228H16ZM18 227H17V228H18ZM27 227L30 228L29 230H27L28 232L24 230V228H25V229H28ZM82 227H83V228H82ZM121 227H123L124 229H123V228L120 229ZM164 227H165V229H164ZM227 227H228V230H227ZM232 227H233V230H232V231H234L235 233L232 232V233H234V234L231 235L232 233H229V232H228V234H230L231 236H227V234H226L227 231H229V229L232 228ZM240 227H241V228H240ZM2 228H1V229H2ZM15 228L12 227V231H13V229H15ZM75 228H76V229H75ZM101 228H102V229H101ZM234 228H235V229H238V230L240 229V231L235 230ZM242 228H243V229H242ZM19 229H20V228H19ZM49 229H50V230H49ZM72 229H73V228H72ZM85 229H86V228H85ZM119 229H120V230H119ZM125 229L128 230V231H126ZM217 229H218L219 231H217V232L214 231V230H217ZM6 230H8V229L5 228L4 231H6ZM15 230H16V229H15ZM15 230H14L13 232H12L11 230H8V231H10V232H12V233H15L16 235H17V234L19 235V233H20V235H19V236L17 235V237H20V236H21L22 238H23V237H24V238H27L23 233H22L23 236L21 235V232H23V231H21V232L18 231L19 233H16L17 230H16V232H15ZM104 230H105V231H104ZM121 230H122V231H121ZM124 230H125V231H124ZM225 230H226V232H225ZM230 230H231V229H230ZM241 230H242V231H241ZM2 231H3V229L0 231V236H2V235H1ZM4 231H3V233H4ZM94 231H95V232H94ZM94 231H92L91 235L93 234V235L95 236V233H96V232L99 233V231H96V230H94ZM154 231H155V232H154ZM162 231H161V233H162ZM211 231H212L213 233H211ZM236 231H238V232H236ZM127 232H128V233H131L132 235H131V234H130L131 236L128 235ZM165 232L167 233V231H165ZM215 232H216V233H215ZM220 232L222 233V235H224L223 233L226 234L227 237H225V238H226L227 240H228V238H229V242H228L226 239L223 240V237H224V236L222 237L221 234H220V236H219V233H220ZM3 233H2V234H3ZM80 233L83 235V233H86V232H80ZM98 233H97V234H98ZM119 233H120V234H119ZM133 233H134L135 235H134ZM136 233H138V234H136ZM214 233H215V234H214ZM53 234H54V235H53ZM77 234H78V233H77ZM86 234H87V233H86ZM86 234L84 235V237L88 235V234H87V235H86ZM97 234H96L95 237L98 236ZM102 234H103V235H102ZM164 234H165V233H164ZM211 234H212L213 237H210ZM4 235H6V233H4ZM4 235H3L2 237H4ZM16 235H15V236H16ZM72 235H75V236H76V233H75V234H72ZM79 235H80V234H79ZM91 235H90V236H91ZM93 235H92V237H94ZM99 235H100V233H99ZM215 235H216V236H215ZM234 235H235V236H234ZM262 235H263V234H262ZM262 235H261V236H262ZM75 236H71V237H73V238L75 239ZM132 236H133V237H132ZM147 236H148L149 238H148ZM232 236H233V240L231 239ZM258 236H259V235H258ZM258 236H254V237H258ZM81 237H83V236H81ZM81 237H80V239H78L79 236H78V238H77V236H76L77 239H75V241H76V240H77V241L81 240V242H82L83 239H81ZM92 237H91V238H92ZM95 237H94V238H95ZM113 237H114V238H113ZM122 237H123V238H122ZM124 237H125V238H124ZM127 237H128V238H127ZM129 237H131V238H133V239H131V238H129ZM144 237H145L146 240L149 239L148 241H150V242L155 241L156 243L153 242V243H149V245H147L148 243L145 242V243H146V244H145V243L142 242V241H145ZM155 237L158 239V241H157V239H156ZM216 237H219V238H216ZM240 237H241V239H240ZM259 237H260V236H259ZM105 238H106V237H104L103 239H105ZM109 238H110V240H109ZM116 238H117V239H116ZM119 238H120V237H119ZM139 238H140V239H139ZM141 238H143L144 240H143V239L141 240ZM208 238H207V239H208ZM260 238H261V237H260ZM107 239H106V240H107ZM153 239H154V240H153ZM261 239H264V235L262 236ZM54 240H55V239H54ZM122 240H118V243H119L120 241H122ZM125 240H126V241H125ZM135 240H136V241H135ZM138 240H140L139 242H142V243L145 244V245H142L141 247H138V246H137V244L139 243ZM163 240L167 241V240H169V239H168V237H167V238L165 237V239H163ZM215 240H216V242H215ZM130 241L133 242V243H131ZM134 241H135V243H134ZM221 241H222V242L224 241V242L221 243ZM226 241H227V242H226ZM230 241H231V243H230ZM233 241H234V242H233ZM2 242H4V239H3L2 241H0V243H2ZM39 242H40V243H39ZM115 242H114V243H115ZM239 242H240V241H238L237 244H239ZM261 242L264 243V240H262ZM12 243H13V242H12ZM35 243H37V244H35ZM52 243H53V245H54L53 247H51ZM54 243H55V244H54ZM111 243H110V244H111ZM122 243H123V241L121 242L120 245H119V244L116 245V246H119V250H117V251L120 252V253H121V250H123V248H124V247H122V246H125V245H123ZM160 243H162V242H160ZM112 244H113V243H112ZM112 244H111V245H112ZM115 244H117V243H115ZM154 244H155V245H154ZM156 244H157V245H156ZM170 244H172V243H170ZM241 244H242V245H241ZM34 245H33V247H34ZM36 245H37V246H36ZM121 245H122V246H121ZM162 245H164V247H162V248L159 247V246H162ZM49 246H50V247H49ZM143 246H144L145 248H143ZM165 246H166V247H165ZM171 246L174 247V248H176V249H173V248H172V250L174 251V253H172L173 251L171 252V253L173 254V256H172V255L169 256V258H171V257H172V258L166 260V258H165L163 255H161V253H162V251H164L165 249H166V250L171 249ZM177 246H178V248H177ZM242 246H243V247H242ZM246 246H247V245H246ZM11 247H12V246H11ZM112 247H113V245H112ZM114 247H115V246H114ZM114 247H113V248H114ZM167 247H168L169 249H168ZM236 247H237V249H235ZM36 248H37V249H36ZM52 248H53V249H52ZM121 248H122V249H121ZM156 248H157L158 250H161V249H162V251L158 252ZM54 249L57 250V251H59V253H56L57 251H55ZM116 249H118V247L114 248V251H115V253H116V256H118V258H119V257H120V258L123 257L122 255L119 256L120 253L116 252ZM132 249H133V247H132ZM132 249L130 248V251H132ZM145 249H146V250H145ZM155 249H156V250H155ZM163 249H164V250H163ZM244 249H245V248H244ZM53 250H54V251H53ZM133 250H134V249H133ZM144 251H145V253H144ZM146 251H147V252H146ZM247 251H248V247H247ZM62 252H63V251H62ZM157 252H158V253H157ZM237 252H238V251H237ZM34 253H35V252H34ZM37 253H36V254H37ZM45 253H47V255H45ZM68 253L71 255L70 252H68ZM68 253H66V252H65V254H64V252L62 253V256H60V257H63V255H65V256L63 257L64 259H63V258H60V257H59V258H60L61 260L63 259V260L66 261V260L68 259V257H71V256H72V255L69 256ZM117 253H118V254H117ZM146 253H147V254H146ZM17 254H18V253H17ZM36 254H35V255H36ZM38 254H37V255H38ZM59 254H60V255H59ZM121 254H124V253H121ZM163 254H164V253H163ZM237 254H238V253H237ZM40 255H41V254H40ZM67 255H68V256H67ZM164 255H165V254H164ZM238 255H239V254H238ZM246 255H247V254H246ZM258 255H259V254L255 255L256 258H257ZM135 256H136V255H135ZM153 256H154V257H153ZM162 256H163V257H162ZM18 257L21 259V256H17V260H20ZM36 257H37V256H36ZM38 257H39V255H38ZM38 257H37V258H38ZM40 257H39V258H40ZM65 257H66V259H65ZM157 257H158V256H157ZM160 257H161V260H160ZM261 257H263V256H260V257L258 256L257 260H259V258L262 260ZM5 258H6V257H5ZM37 258H35V260H36ZM39 258H38V259H39ZM120 258H119V259H120ZM162 258H163L164 260H163ZM211 258H212V257H211ZM211 258H210V259H211ZM15 259H16V258H15ZM15 259H14V260H15ZM38 259H37V261H36V264H37V262H40V261H38ZM44 259H43V260H44ZM141 259H142V258H141ZM147 259H145V260H147ZM153 259L151 260L152 262H153ZM175 259L177 260L178 258H175ZM17 260H16V262L14 261L15 264L19 262V261H17ZM35 260L33 261L32 264H35V263H34ZM50 260H51V261H50ZM116 260H118L117 257H116ZM178 260H180V259H178ZM261 260L259 261V264H260V262L263 261V260H262V261H261ZM14 262L12 261V264H13ZM20 262H22V261H20ZM67 262H68V261H67ZM152 262L150 263V261H147V262L144 261L143 264H144V263H147V264H153ZM169 262H167V263H165V264H168ZM248 262H250V261H248ZM22 263H23V262H22ZM22 263H20V264H22ZM117 263L120 264V260H118ZM243 263H242V264H243ZM10 264H11V263H10ZM50 264H51V263H50ZM177 264H179V263H177ZM208 264H212V263L210 262V263H208ZM213 264H214V262H213ZM246 264H249V263L246 262ZM262 264H264V262H262Z\"/></svg>",
	"mask_w": 264,
	"mask_h": 264
},
{
	"label": "snow or ice",
	"instance_id": "obj_3",
	"mask_svg": "<svg viewBox=\"0 0 264 264\" xmlns=\"http://www.w3.org/2000/svg\"><path fill=\"white\" fill-rule=\"evenodd\" d=\"M7 7V6H5ZM12 9L15 10L17 5L13 4L11 5ZM27 7L31 10L34 8H38L39 5L33 4V3H28ZM156 9L160 13H166L172 21L173 26L176 28V38L182 41H187L191 38H193V31L194 29H198L200 27V15L197 14L194 11H191L192 9H197V5L195 4L194 0H192L191 3H185V4H178L177 0H158V3L155 5ZM249 8L253 7V5L249 4ZM261 9H264V3H261L259 5ZM186 9L188 11H183L181 12V9ZM173 9H175V13H173ZM21 20L20 15H14L9 18L10 23H17ZM29 23H31V19L29 18ZM4 25L0 23V28H3ZM49 28L51 27L50 25L48 26ZM21 50H23V45L21 46ZM199 51V49H196ZM141 87H147V86H141ZM148 91H151V88L147 89ZM117 92H120L123 94L121 91V88L117 86L116 88ZM173 106L176 104V99H170L169 101ZM0 123H3V121H0ZM2 166V165H0ZM11 189H4L3 195H7L8 192H10ZM17 231H21V229H17ZM88 235H91L89 233ZM61 244H65L66 242L61 240ZM75 250L79 253H81L80 259H74L73 261L70 262V264H117L116 259L114 258L116 253L112 252L108 245L105 244L102 248L103 255H99V253L96 251V249H99L100 246L96 245L95 248L89 252L87 249L89 247L87 242H83L81 245H74ZM132 247L131 244H127L123 248V257H121V262L120 264H132V262L127 259L131 255H134L135 253L130 251V248ZM260 256H264V251H261L258 253ZM47 255V253H45ZM84 255H89L91 258L87 261L83 259ZM38 264H49L48 261H43L41 259ZM51 264H69L67 261H52ZM138 264V262H136ZM153 264H159V261H154Z\"/></svg>",
	"mask_w": 264,
	"mask_h": 264
}]
</instances>
